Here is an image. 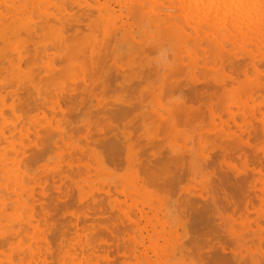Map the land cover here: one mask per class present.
<instances>
[{
  "label": "rangeland",
  "instance_id": "1",
  "mask_svg": "<svg viewBox=\"0 0 264 264\" xmlns=\"http://www.w3.org/2000/svg\"><path fill=\"white\" fill-rule=\"evenodd\" d=\"M9 1H6V3L7 2H9V3L4 5L3 9L5 8V9H9V11H14V9H16V7H17L19 9H21L23 11V13H25V14H27V12H28L27 15L23 14L21 10H19L21 13L16 12V14L20 13L21 17L22 16L25 17L24 18L25 20L27 19L25 21L22 17V19L24 20L23 24L26 23V24L30 25V24H33V22H35V19L39 20V18H41V17H39V15L41 16V14H38V12H40V13L43 12V11H40V9L42 10V7H43V6H41L42 2H43V5L47 4L49 6V8H48V6H45V9L43 7V10L47 13H45V15L42 13L43 19L47 20V22L50 20L49 17H51V18L54 17L53 14H51L52 12L51 11L48 12V10H51L53 8L54 9L52 11L56 10L55 4L58 6L57 8L60 9V12H59V9H57L55 12L58 13V15L59 14L60 15H59V18H57L58 15L54 12L57 16L55 15L56 17L54 18L53 22L49 21V23H47L45 25V26H47V25L51 26L50 29L49 28H47V30H46V28L45 29L43 28V30L39 29V30H37V33H35V35H33V33L30 36H29V34L25 35V34L21 33L20 36H22V37H20V36L16 37L15 35H13L14 36L13 37V36L9 35V37H10L9 42H11V40H12V43L10 44L11 48L7 47V44L9 42H6V44H5L4 40L2 38H0V41H1V43H0V55L4 54V56H5V57L2 56L3 58H1V56H0V59H1L0 63L2 62V64H3V66L0 67V68H2V69H0V73L2 70L4 71V72L2 71V73L0 74V85L2 83V88L8 87L9 83L11 86H12V84H14V86H15V87L13 86V87L7 88V89H2L0 86V91L2 92V94H0V105L1 104L3 105V107L0 106V112L2 113L3 109L4 110L6 109L5 111H7V109L9 108L8 109L9 111L3 112L7 115L0 113V123H1V121H2V123L4 121V124H5V126L3 124H1V126H0V135H2V133H3V132H1V130L3 131L5 129V130H7L6 132H8V133H5V131H4V133L6 135L5 138H4V134H3V136L0 137V138H2V139H0L2 141V142L0 141V149H1L0 150V156L7 158V157H9L10 154H12V156L10 155L11 157L9 158L10 164H11V160H12V162L18 161L17 163L21 162L20 160H22L23 163L22 162L21 163H22L23 167L19 166L22 168V170H21V168L16 166L18 164L14 163V162L11 165L16 167V169L18 167V171H16V172L18 175L20 174L19 176H21V178H22L21 183L23 186L21 184L20 185H21V188L23 189V191L27 194L26 195L22 191L21 196L16 198L17 195L15 193L12 194L13 191H11L12 193H10L9 195H11L12 197L9 196V199L4 200L7 203V205H9V206L6 205L4 207V210H2V208H0V222H1L0 223V247H1V245L3 247V248H1V249H3V252L0 253L1 254L0 255V264H2V263L3 264H7V263L10 264L11 258L9 259L8 253H9V255L15 256L16 255L15 252L17 251L18 248H19V250L17 253H19L20 250H22V252H23V249L25 251L27 250L26 252H28V253H22V256H25L27 254L25 256V258L22 260L23 264H29V263L30 264H44V263L45 264H67V262H69V264L70 263L74 264V262H76L77 260L73 261V260H75L73 257L78 259V261H79V262L77 261L78 264H98V263L100 264V262H101V264H223V263L224 264H227V263L228 264H245V263H247V264H264V262H263L264 261L263 260L264 259V248H263V245H264L263 244L264 243V230H263L264 226L263 225L264 224H262L263 222H260L261 219H259L261 212L264 211V209H263L264 208V191H263L264 190V187H263L264 186V181H263V179H264V147H263V145H264V128L262 127L264 117L259 116L256 119H253L254 122L252 121V119L249 120V122H244L241 120L243 118L244 112H245V115H250V114L254 113L255 111H257L260 107L264 106V91L262 90L263 91L262 92L259 90L252 95H246V92L243 91V96L245 95L244 97L242 96V92H240V90H242L244 87H250V86L256 84V80L258 79L257 77H261L260 75H262L264 72V67H263V63H262L263 60L256 64V65L260 64V66L262 65L261 67L260 66L259 67L263 72L261 70H259L258 66H257V68H258L257 70L260 71V73L257 72L256 69H254V68H247V67L243 66L242 67L243 69L238 68V70L239 69L243 70V72L241 71L238 74L236 72V71H238V70H236L237 68H235V66L232 65L234 63L232 59H234V60L239 59L242 55H245L246 54V52H245L246 47H245V49H241V48L235 46V47H233L235 50L228 48L227 51L226 50L220 51L219 56L216 57V59L214 57L206 58L205 55H203L202 53L199 52V50H197L198 49L197 47L195 49L198 52L195 51V49H194L195 46L193 47L191 45L193 42L192 43L190 42L187 45H183V44L179 43L175 38L178 33H180L181 31H184L186 28H188L187 31H189L190 26L193 27L192 25L197 23L196 20H194V19L196 18L199 21V18L194 17V16L187 18V17H185L184 14H182L183 17L180 18V16L177 14V11L174 10L175 8L169 7L170 8L169 9L167 7L168 5L164 9L167 10L166 13H170L171 15L169 14V16H167V14L163 11L164 9L162 7H160V4H158L159 2H157V1L153 2L154 0L153 1L152 0H145L143 5L141 6V10H139V7H132V4L130 2H128V0L123 1L124 3L121 2L120 0H118L115 2L116 4L115 3L112 4V2H114L115 0L114 1L113 0L112 1L111 0H97V2H96V0H91V1L89 0L90 3L88 2V0H84V1L82 0L81 3H83L84 5L83 4L78 5V3H76L77 0H75L76 2L68 0L69 1L68 3H67V0H53V1L47 0L46 2L44 0H35V1L32 0L34 2V5L32 3L31 9L28 7L30 10H28V8L25 9V11L27 10V12H25L24 9L22 8V5L24 3L23 0L22 1L21 0H19V1L18 0H14V1L9 0ZM12 1H13V3H12ZM17 1H18V3H17ZM50 1H52V2L50 3ZM98 1L99 2L104 1L103 2L104 4L101 2L100 3L102 5L101 6V5H99ZM21 2H22V4H21ZM44 2H45V4H44ZM53 2H56V3L54 4ZM84 2H87L90 5H88L87 3H84ZM118 2L123 3V4H121V5L119 4V6H118V4H117ZM16 3L17 4L20 3V4L15 6ZM37 3H38V5H37ZM52 3H53V6H51ZM62 3H63V5H62ZM74 3L77 5H75ZM92 3L93 4L95 3V4L92 5ZM97 3H98V5H97ZM109 3L111 4L112 7L110 6ZM125 3H127V4H125ZM85 4H87V5H85ZM68 5H69V8H71L73 5H75V8H72V10L70 9L71 10L70 13L75 15L74 17L72 14H70L68 12H67L68 13L67 14L66 11L64 12V10L66 9L65 7L67 6V8H68ZM146 5H148V6L151 5L150 8L148 7L150 10L144 8V7L147 8ZM9 6L12 9L9 8ZM32 6L35 8H32ZM60 6H63L65 9L63 7L60 8ZM104 6H106L105 7L106 11L103 10ZM82 7L87 9L88 11H90V10L92 11V9H93V11H98V13L97 12L92 13L90 11L91 14H93L90 16H94L95 13H96L95 14L96 16L92 17V18H94L93 20H91V17L89 16L88 21L86 19H85L86 20L85 21L84 19H82V17L80 18V16H78L84 10ZM91 7H92V9H91ZM0 8L2 9V7H0ZM38 8H39V11L37 10ZM62 8H63V12L61 11ZM1 9H0V12H1ZM33 9H34V12L36 11L35 13H37L36 14L37 17L32 16V15H34V13L30 14L33 12ZM74 9H78V11L76 10L77 13L75 12L78 15H76L74 13V11H75ZM154 9H156V11ZM171 9L175 13L170 12ZM108 10H110L112 12V14ZM151 10L152 11L154 10L153 12H156V15L155 14L153 15V12L151 13ZM157 10L160 11L161 13L157 12ZM107 11L109 12L108 14H107ZM123 11H124V13H123ZM99 12H102V15ZM64 13H66L67 15L65 16ZM113 13H115V14H113ZM62 14H64V16L61 17ZM69 14L72 15V17ZM103 14L105 16H103ZM120 14H122V15L120 16ZM17 15H19V14H17ZM112 15H114L113 18L114 17L118 18L119 21H116L117 19H115V18L111 19ZM77 16L79 17V19ZM154 16H156V17H154ZM171 16L173 17V19ZM30 18H32V19L35 18V19H33L34 20L33 21ZM73 18L76 19V22L72 20ZM183 18L185 20L184 24L186 23V20H187L186 24L188 26L182 24ZM191 18L193 19L192 21L190 20ZM68 19H71L72 21L70 20L69 22H66V20L68 21ZM77 19H78V21H80L81 19H82V21L83 20L84 21L83 22L80 21L78 23ZM23 20L21 22H23ZM89 20H91V24L94 25L93 28H96V29H95V31H94V29H92L93 31H89L92 28V26H90L88 28V31L85 30V33H84V29H87L88 25L82 26L81 24H87V22H90ZM99 20H100V22H99ZM102 20L108 21V25H110V28L111 29L113 28L112 29L113 33H111L112 31H110L111 29L108 30L109 26L107 29H105V26L103 27ZM172 20H175V22H176V23L174 22V25L172 24L173 23ZM61 21H62V24H61ZM63 21H64V23H63ZM109 21H112V22L115 21V23L114 24L111 22L109 23ZM188 21L193 22V23H190ZM50 22L52 24H50ZM65 22L67 23V26H69L68 24H70V23H72L73 25L74 24L76 25V26H72L73 29L71 27L70 30L72 33L69 36H67V35L69 34L70 30L68 29L69 30V32H68V30L65 29V27H64ZM120 22H123V23L121 24ZM142 22H144L145 25ZM116 23H118V24H116ZM162 23L163 24L167 23V24L164 26ZM77 24L78 25L80 24L81 27H84V29L81 28V30H83V33L79 28L80 26L77 27L78 26ZM88 24L90 25V23H88ZM96 24H98V25H96ZM179 24H180V26L183 27L182 28L183 30H181V27L179 26ZM120 26H122V27H120ZM128 26L130 27V29ZM179 27H180V29H179ZM97 29L101 30V31H99V30L98 31H99V33L101 32L100 35L102 36V38H109V32H106V30L110 31V34L111 35L113 34V36H110L111 42H110V39H109V41H108V39H106V41H104L105 39L103 40L102 38H100L101 39L100 44L98 45V42L96 44V41L97 40L99 41V39H97L99 37H97V38L95 37L97 34L96 33ZM65 30H67L66 31L67 33L65 32ZM78 30H80L81 32L77 33ZM146 30L149 33V35H147ZM61 31L65 32V33H62ZM92 32H93V34H92ZM132 32H133V34H132ZM64 34L66 36H64ZM75 34L76 35L81 34V36L76 37ZM23 35L26 36L27 38L24 37ZM37 35L38 36L43 35V36L42 37L40 36V38H38ZM136 35H137V37H136ZM52 36H53V38H52ZM56 36H57V39H59L58 38L59 36H60V39L62 37V40L60 41L61 42L60 45H62L61 48L63 47L62 48L63 50L60 47H59L60 48L59 51L54 50L56 48L54 46V44H52V46H54L55 48L54 47L50 48L51 47L50 43H52V42L54 43L55 41H57L55 38ZM82 38H84V39L86 38V42H84V40ZM28 39H30V41ZM52 39H53V41H52ZM80 39H82V40H80ZM134 39H136L138 41V43L136 40L134 41ZM32 40L34 41L33 45H31L33 42ZM57 42L59 43V41H57ZM90 42H92V46L90 45L91 47H89V48L87 47L88 49H86V46L88 45V43L90 44ZM108 42L111 44H108ZM58 43L56 45H59ZM67 43H68V45H67ZM93 43H95V44L93 45ZM164 43H165V45H164ZM27 44L29 47L26 46ZM41 44H43V45L40 46ZM102 45H103V47H105L104 49L106 50L105 51L103 49L104 50L103 53L105 55L107 54V56H103L104 54L103 55L101 54L103 57L100 58V60L103 59L102 60L103 62L97 63L96 59L99 58V57H97V54H98V51L101 50ZM8 46H9V44H8ZM65 46H66V48L67 47L69 48L72 46L71 48H69V50L71 51V52H69L70 54L68 53V51L65 53L66 57L68 56V60H67L68 62L66 61L67 63L65 62V60L67 58L65 57L66 59H64L61 57V55H63V56L65 55V54H63L65 52L64 51ZM107 46L108 47L110 46L109 51H108V48L106 49ZM148 46H150L149 49L151 48V46H154L153 48H154L155 52L153 51L154 52L153 53L150 50L152 52L150 54H148L146 51L142 53V51H144L143 49L144 48L146 49ZM46 47H48V48L46 49ZM80 47H83L82 50L80 49ZM96 47H98L99 49ZM192 47H193V50H191ZM29 48L34 49V51L31 49L29 50V52L31 53L30 55L26 51ZM153 48H152V50H153ZM164 48H166L168 50H166V49L164 50ZM182 48H184V50H186V54H185V51L183 52ZM230 48H232V47H230ZM248 48L251 49V47H248ZM37 49H39V50L44 49L43 51L41 50V52H44L43 53L44 55H42V57L40 55L36 54L38 52ZM149 49H147L148 52H150ZM65 50H67V49H65ZM84 50L85 51L88 50V53L86 52V54H88L87 56L89 58L91 56H93L94 58L97 57L96 59H94L95 62L93 61V59H92V61H90L91 58L90 59L88 58L89 59L88 64H91V65L86 64L87 68H89L92 65H93V67H96V66L98 67V64H100V67H98L99 71L96 70L97 68L95 69L96 72L98 71L97 73L94 72L95 71L94 69L90 70V73L94 72L96 74V75H93L91 77L92 79L95 78L93 80L90 79V76L88 78L86 76H84L85 75L84 73L87 74L88 71L85 72V69H86L85 66L86 65L80 64L81 61H83L85 63V61L87 59V58H84L82 60L80 59V57H82V58L84 57V56H81L82 54L85 55V52L81 53V51H84ZM187 50H188V52H190V56L193 59H191V57L187 54L188 53ZM23 51H26V52H23ZM32 51H33V55H32ZM178 51H179V54H178ZM192 51H194V52H192ZM22 52L24 54H22ZM168 52L170 53V55ZM195 52H197V53H195ZM76 53L78 54V56ZM166 53L168 54V57L170 58V60L167 59ZM232 53L234 54V56L237 55V57H234ZM7 54L8 55L10 54V57H8ZM11 54L15 55V56H12ZM35 54L37 57H35ZM57 54H58V56L56 58ZM95 54H96V56H94ZM183 54L186 55L187 58L185 56H183ZM198 54H200V55H198ZM47 55H48V57H47ZM29 56H30V58H32V60L29 58ZM38 56H40L41 58L39 57V59H38ZM43 56H44V58H43ZM72 56H74V59L72 58ZM196 56H200V57L197 58ZM225 56H227V57H225ZM12 57H13V60L11 62L10 59H12ZM60 57H61V59H60ZM117 57H118V60H117ZM180 57L181 58L185 57V59H187L186 60L187 62L185 61V59L183 60V58H182L181 59L182 61L179 59V61H180V63H179L178 58H180ZM46 58H47V60H46ZM76 58H78V59H76ZM15 59H16V61H15ZM35 59H37V60H35ZM62 59H64V63H65L64 66H66V64H67V66L69 65L68 67H70L72 65V63L74 64L73 66L78 65V67L80 69L77 66H75V67L71 66L70 69L68 70L69 74L72 75V73H73V75L75 74L74 78L75 77H77V78L74 79L71 75H69L67 73L66 69H65L66 73L64 72V70H61L62 68H65V67H62L63 61L60 64V66H58L60 62L59 63L57 62L58 63L57 66L53 65V63H55L53 61H55V60L60 61ZM88 59H87V61H88ZM121 59L125 60V61H122ZM19 60H20V63L22 61L21 64L19 63ZM79 60H81V61L79 62ZM116 60L120 63V65H118L119 63ZM195 60H196L197 65L195 63ZM36 61H38L39 63H37ZM44 61H48V62L46 64L42 65V62H44ZM237 61L238 60H235V62H237ZM3 62L6 63V65H4ZM13 62H14V64H11ZM29 62H31V63L29 64ZM32 62H34V63L36 62V63L34 64ZM151 62H152V64H151ZM181 62H183V63H181ZM211 62H212L213 68L210 66ZM18 63L20 65V67H18L19 66ZM40 63L43 67L40 66ZM93 63H97V65L93 64ZM188 63H189V65H186ZM26 64H27V66L25 67ZM199 64H201V66ZM204 64H205V66H204ZM14 65L17 67V71H16V67ZM47 65H48V68L46 67ZM49 65H50V67H49ZM207 65L209 66L208 68H206ZM8 66L10 67V70H8V69L6 70V68H8ZM11 66L15 68V71L13 70L14 68H11ZM33 66L35 68H32ZM37 66L42 67V69L39 67V70H38ZM54 66H56V67H54ZM186 66H187V69L185 68ZM21 67L23 68V70L20 72L19 69ZM36 67H37V69H36ZM60 67H61V69H60ZM119 67H121L122 69H120ZM181 67L182 68L184 67L183 72H182ZM221 67L225 73L227 72L229 74V75L227 74L228 76H226V74L224 72L222 74ZM30 68H32L34 70V72L36 70L40 71V72H38V71L35 72L36 74L39 73V75H36V74L34 75L35 77H37V80H38V81L36 80L38 82L36 88H35L36 84L32 82L33 80H35L34 79L35 77L34 78L31 77L32 74L30 75V73H29V72L32 73V71H33V70H30ZM58 68L61 71V72L58 71V74L60 75L61 73H63L64 75H62V77L60 75L61 78H57L55 76V78H53L51 80L50 77H52V76H50V74L53 73V71H55V73H56ZM71 68H73V69H71ZM90 68H92V67H90ZM145 68L147 69L146 73L143 72V70H145ZM210 68H212V69H210ZM77 69H79L80 71H78ZM248 69H250V71H248ZM26 71H28V72L24 75L23 72H26ZM111 71H113V72H111ZM49 72H50V74H47ZM79 72H80V74H79ZM190 72H193V74L195 72L196 77H195V74L192 77L193 74H190ZM231 72H233V73H231ZM244 72L246 75L245 74L243 75ZM10 73H12V74H10ZM40 73H43V74L41 75ZM77 73H78V75H77ZM81 73H83L84 75H82ZM173 73H175L174 75L177 74L176 75L177 77L174 76ZM249 73H250V76H248V78L250 80L247 78V75H249ZM5 74H8V77ZM58 74H56V75L59 76ZM67 74L69 75V78L71 76L72 79L68 78L69 80H67L66 79L68 76ZM235 74H237V76ZM13 75H15V77H13ZM20 75H21V77H19ZM44 75H46V76H44ZM54 75H53V77H54ZM170 75H171V77L169 79ZM42 76L46 77V78L50 76L49 79L47 78L48 80L45 81L48 83L49 86L51 85V87H50L51 89L49 88L48 85H45L46 86L45 89H47V88L50 89V90L47 89L48 91H51L54 87L56 88L57 84H55V83H57V82H59V84L63 87V89L59 90L61 87L58 85L57 86L58 88L54 89V91L52 90V92H55V93L47 92L45 89L42 88L43 84H41V83H44L43 81L45 79L42 80L41 83L39 82V81H41L39 79ZM78 76H80L81 78ZM142 76H144V77H142ZM198 76H200L199 78H201V77L202 78L199 79ZM1 77H3V81H2ZM16 77L18 79L19 78L22 79L23 81L20 79H19V81H17ZM29 77L33 80H30ZM6 78L11 79L12 81L13 80H16V81H15V83H13L12 81L10 82V80H6ZM28 78H29V80H28ZM83 78L87 79V82H85L86 80L84 81ZM107 78L109 79V81ZM61 79L63 80V82L61 81ZM88 79H90V80H88ZM196 79L199 81H197ZM49 80H51L52 83ZM72 80H74V81H72ZM155 80H156V82L154 83ZM227 80H230V82H232L233 85H232V83H230L229 86L226 84L228 86L227 87L225 85V81H227ZM21 81L25 83L26 87L24 86V83H22ZM27 81H29V83ZM54 81H56V82L53 83ZM67 81H69L68 85L72 84V86L74 85L73 83H75V81L78 83L81 81L80 82L81 84L79 83L80 85H78L77 83H75V86L77 85V87L75 89V86L73 88L72 86H68L67 84H65V82L67 83ZM89 81L92 83L90 84ZM132 81L134 84L131 83ZM140 81L141 82L143 81L142 84L140 83ZM236 81L238 82L239 85L237 83L235 84ZM4 82H5V85H4ZM6 83H8V84L6 85ZM18 83H19V85H18ZM26 83L29 84L30 86L27 85ZM86 83H87V85H86ZM88 83L90 86L88 85ZM226 83H228V82H226ZM20 84H22V86ZM53 84L56 86H54ZM129 84L132 87H130ZM138 84H139V86H137ZM201 84H204V85L207 84V85L202 86ZM222 84H224V85H222ZM245 84L246 85L248 84V86H244ZM17 85L20 88V90L17 87ZM41 85H42L41 88L43 89V91H42V89H40ZM64 85H65V89L67 90L66 92L64 89ZM123 85H125V86L128 85V86L125 87ZM210 85L212 87H215V88L220 87L221 90L218 89L219 92H217V88H216L215 89L216 95H215V93L213 91H211V89L214 90V88H211ZM86 86H87V88H86ZM134 86H137V87L134 88ZM262 86H263V84H258L256 87L258 89L259 88L262 89ZM24 87H25V89H28V92L26 91L27 95L29 96L28 93L31 94L29 96L31 99H29V97L25 94V97H27L28 100H24L25 97H23L24 95L21 94V92H24V90H25V89L22 90V88H24ZM71 87H72V89H71ZM123 87H125V89L129 88L128 93L130 92L131 95L127 93V90H125V89L123 90ZM205 87L207 88V90L205 89ZM16 88H18V89L16 90ZM119 88L120 89L122 88L121 90H123V91H121ZM172 88H174L175 92L173 91ZM175 88H176V90H175ZM197 88H199V90H202V91H198ZM69 89L71 91H69ZM73 89H75V90H73ZM2 90H5V91L3 92ZM14 90H16L18 93L20 92L21 95L19 94V96H22V97L19 99L20 100L22 99L25 101V102L24 101H21V102H23V105L26 104V105H24L25 107H27L26 110L29 109V107H30L29 104H31V102H32V104H34L33 105L34 107L32 109L30 108V110L28 111L27 114L24 110L25 108H21V106H19V105H17V106H19L18 108L17 107L12 108V109H14L13 112H14L15 117L17 119L13 116L14 114L12 115L10 113L12 111V109L10 111V107H12L11 105L13 102L12 100L15 99V102L18 101L16 104L21 103L19 99L17 100V98H18V97L16 98L17 93ZM29 90L30 91L32 90V92L35 90L34 91L35 93L32 94L31 92H29ZM56 90H57V92H56ZM76 90H78V91H76ZM196 90L200 93V95H199V93H197ZM37 91L40 93H38ZM195 91H196V95H195ZM221 91L222 92L224 91V93H222ZM6 92L8 94H6ZM72 92H73V94L75 92L76 93L78 92L77 93L78 95L77 94L72 95ZM12 93H13V96H12ZM220 93H222V94H220ZM55 94H56V96H55ZM5 95L6 96L8 95L9 97L11 96L10 99L8 96H7L8 97L7 98ZM125 95H127V97H125ZM240 95L243 98H241ZM50 96H52V97H50ZM64 96L66 99L64 98ZM68 96H70V97L67 98ZM72 96H76V97H72ZM95 96H97V97H95ZM154 96H156V97H154ZM60 97L64 98L65 100L60 98ZM130 97L131 98L133 97L132 100ZM237 97H238V99L240 98L241 100L239 99L237 101ZM35 98L38 100V102L35 100ZM75 98H76V100H75ZM244 98H245V100L247 98V103H244V101H245ZM5 99H7V100H5ZM8 99L10 100L11 103L8 101ZM48 99H50L51 101H49ZM67 99H69V100H67ZM226 99H227V101H226ZM30 100H33V101H30ZM4 101H6V103H4ZM7 101L10 103V105H7V104H9ZM28 101L30 102L29 104L27 103ZM59 101H61V102H59ZM75 101H76V103L74 104ZM52 102H55V103H53L54 105L52 104ZM232 102H237L239 104L235 105L236 103L235 104L233 103L234 105H232ZM249 102H251L250 105H248ZM42 103H43V105H42ZM84 103H85V105H84ZM97 103H98V105H97ZM132 103H135V104L132 105ZM256 103L257 104L259 103V104L256 105ZM55 104H56V106H55ZM63 104L65 106L67 104L68 105L71 104L72 106L74 104V107L76 105L77 106L72 109V106L65 107ZM119 104H120V106H119ZM23 105H22V107H24ZM44 105H46L47 107H45ZM59 105H60V107H62V106L65 107V108L64 107L60 108V112H59V108H58ZM122 105L123 106L126 105V106L123 107ZM8 106H10V107H8ZM42 106H44V107H42ZM82 106H84V107L82 108ZM129 106H133V107L130 108ZM233 106H234V108H237V110H238L237 112H235L236 109L234 110ZM101 107L103 109H100ZM109 107H111V108H109ZM126 107H127L128 111H126ZM135 107H138V109ZM226 107L228 109L232 108V111L234 113H236L238 118H240L238 120L239 123L241 122L240 124L235 125L234 123H231V124L227 123L229 121H226V123L223 124L222 121H220L221 119H224L228 116V115H226V112L229 110ZM239 107H241V111H240ZM15 108H17V109H15ZM66 108L67 109L69 108V110L71 109V112H73V113H71V112L70 113L75 115V117L73 115H70V113H68L69 110H67ZM133 108L137 109V110L134 111V110H132ZM263 108L262 109L260 108V109L264 115V109ZM18 109L20 111L22 110V112H20ZM47 109H48V112L46 111ZM61 109L65 112H62ZM97 109L101 110V111L103 110L102 112H104V114L101 111H100L101 114L99 113L100 115L96 114ZM123 109H124L125 114H123L121 112V111H123ZM247 109L249 110V112L250 111H252V112L249 113L247 111ZM38 110H40V111H38ZM53 110H55V111H53ZM117 110H121V111H117ZM94 111H96V112H94ZM242 111H244V112H242ZM23 112H25L26 118H23V117H25V115L22 114ZM29 112H30V115H29ZM120 112H121V114H120ZM158 112H159V114H158ZM210 112L214 113V114L210 115ZM63 113H65V114L67 113L68 115L73 116L74 118L73 117L72 118L67 117V114L65 115L66 117H64V115L62 116ZM92 113L96 117L102 116L100 118V120L101 119H103V120L107 119V122L104 121L105 122L104 123V122H102V120H101V122L104 124L107 123L106 125H108L111 122L110 123L111 126L109 125V126H107L109 128H107L106 125H104L102 123H100L99 124L100 126H99L97 124L100 122L99 118L97 117L96 121H94L95 116L90 117L92 115ZM156 113L160 116H157ZM35 114H36V116H35ZM48 114H49V116H48ZM106 114L108 116L110 114L109 117L111 119ZM227 114H228V112H227ZM104 115H106L105 118H103ZM117 115H118V117H117ZM126 115H127V117H126ZM1 116L4 119L3 118L1 119ZM21 116H23V117H21ZM161 116L163 118H158ZM218 117H220V118L222 117V118L220 119ZM37 118H39L40 120L39 119L37 120ZM43 118H45V120ZM121 118L123 121L119 120ZM137 118H138V120H137ZM34 119H36V120H34ZM72 119H74V122L72 121ZM97 120H99V121H97ZM18 121H20V122L18 123ZM38 121L39 122L41 121V123L43 125L41 123L39 125ZM50 121H52L54 125H57V127L56 126L53 127L54 125H52V122H50ZM92 121H94V122L92 123ZM169 121H170V123H169ZM219 121H220V123H219ZM34 122H37V123H34ZM47 122H49V124ZM259 123H260V125H259ZM22 124H25V125L27 124L26 125L27 127L25 125H24L25 126L24 127ZM30 124H32L33 129L35 131L30 130V129H32V126L30 128ZM36 124H38V125H36ZM91 124H97V126L93 125V127H92ZM101 124H102V126H101ZM132 124H134V125H132ZM220 124H223V125L220 127ZM226 124H229V125H226ZM8 125H9V128H8ZM13 125L16 128H14ZM16 125H18L19 127ZM28 125H29V127H28ZM231 125H233V126H231ZM35 126L38 129L41 126H44L45 128L44 127H43V129L40 128L42 131L43 130L45 131V129H47V127L49 129L55 130L57 135L54 136V140L51 139V141L53 140L52 142L55 145H53L52 142L49 143V144H52V146H54L53 147L54 149L51 148L52 146L48 144L47 140H45V141L47 142V145H49L48 146L49 148L47 147V149H44L45 151L50 149L53 152L49 150L46 153H44L42 151L43 152L42 153L39 150L40 147H41L40 149L43 150V147H42L43 145L40 146V144H39V147H38V145L36 144L37 142H35V140L37 141L38 135H39V137H41L43 139V137H42L43 134L41 135V133H43V132L36 134V133H38V131L40 132V129L36 131L37 128H35ZM103 126H105L106 128ZM114 126L117 127V129ZM125 126H126V128H125ZM135 126H136V130L134 129ZM139 126H141V127H139ZM138 127H139V129H137ZM167 127H169L168 130H167ZM223 127H225V128H223ZM238 127H241L242 129L240 130V128H238ZM79 128H81V130ZM92 128H93V130H92ZM219 128L222 129V131L224 130V132H222ZM228 128L229 129L232 128V129H234V131L232 130L233 132H230L231 130H229ZM8 129L9 130L11 129L10 130L11 132H9ZM49 129H47V130H49ZM226 129H227V132L225 131ZM117 130L119 133L117 132ZM164 130H165V132H163ZM109 131H110V133H109ZM154 131H156V132H154ZM234 132L235 133L237 132V133L235 134ZM27 133L31 134V135H28ZM96 133H97V135H96ZM100 133H102V134H100ZM115 133H116V135L117 134L118 135L116 136ZM222 133H224V134L226 133L231 138L228 139L229 137H224L222 135ZM239 133L241 134V136L238 135ZM226 134H225V136H227ZM112 135H113V138H112ZM154 135H156V137H154ZM217 135L219 136V138L217 137ZM12 136H14V137H12ZM15 136L18 139H15ZM57 136H58V138H57ZM85 136H86V138L88 137V140L85 138ZM108 136H109V139H108ZM27 137L32 141L26 140ZM67 137L70 141L67 139ZM120 137H122V138H120ZM157 137H159V138H157ZM10 138H14L15 140L10 141ZM106 138H107L106 141H100V139L105 140ZM130 138L133 140H130ZM239 138H241V140ZM20 139H23V141H21ZM110 139L116 140L115 143H114V140H113V142H112V140L109 141ZM141 139H142L143 145H141L142 142L139 143ZM3 140H5V141H3ZM18 140L21 141V143H19ZM172 140H174L175 143ZM245 140H247V142ZM25 141H27V143H24ZM38 141H41V142H38L41 144H44L43 142H45V141L42 142V140H40V139ZM48 141L50 142V140H48ZM117 141L120 144H118ZM4 142L6 143V145L4 144ZM9 142H11V145L13 144V148L14 149L16 148L17 151L12 150L13 148H11L12 146L9 145L10 144ZM46 142H45V144H46ZM235 142H237V143H235ZM18 143L22 144V146H25L26 149H27L28 145L29 146L34 145L35 149L31 148V150H32L31 151L30 147H32V146H30L27 150L24 149L23 147L22 148L24 150H20L21 145H19ZM94 143H95V145L96 144L98 145V148L96 147L97 145L96 146L94 145ZM153 143H154V145H152V147L149 148L151 146V144H153ZM233 143H235V144H233ZM248 143L250 145H248ZM7 144H8V146H7ZM15 144H17V145H15ZM101 145L104 147L102 148ZM122 146H123V148H122ZM134 146H136V147H134ZM36 147L38 148V150L41 152L42 155L38 154L40 152L37 151ZM141 147L143 149H141ZM119 149L120 150L122 149V150L120 151ZM165 149H167L166 152L168 154L164 153ZM19 150L24 151L25 153H28V155L25 153L22 154L23 152H20ZM25 150L28 152H26ZM35 151L38 152L37 155H40L39 158L42 160L38 159V161H37V158L36 159L34 158L36 161L34 160L35 162L33 161V164L31 165L30 163L32 162V160H30L29 157H31L32 152L35 153ZM104 151H106L108 156L106 155V153H104ZM197 151H199V152H197ZM9 152H10V154H9ZM11 152H13L14 154ZM112 152H113V154H112ZM259 152H260V154H259ZM116 153H118V155ZM143 153H144V156H142ZM161 153H164V155L162 154V156H161ZM256 153L258 155H256ZM109 154H111V155H109ZM24 155H26L27 157L30 155L28 157L29 158L28 160L26 158V160L29 161V163L24 162L25 160H23V159L26 157ZM35 155H36V153H35ZM104 155H106V156L103 157ZM168 155H169V158L167 157ZM22 156H23V158H21ZM66 156H67V158H66ZM109 156L112 157L114 160L111 158L112 159V161H111ZM118 156L119 157L122 156V157L119 158ZM163 156L166 158H164ZM34 157H36V156H34ZM132 157L135 160H133ZM106 158L107 159L109 158V159L107 160ZM137 158H139V159H137ZM209 159H211V160H209ZM164 160H166V161H164ZM183 160H185V161H183ZM70 161H72V163ZM75 161H77V162H75ZM106 161L108 163H106ZM141 161H143V162H141ZM73 162L76 164H73ZM91 162L94 165V166L92 165V168L89 167V165L87 164V163H91ZM109 162H110V164H109ZM146 162H147L148 168L151 165H152V167H154L158 164V166H156V169L157 170L159 169L158 170L159 172L161 171L160 174L158 175V172L154 171L155 168L150 167V168H152L151 170H150V168L149 169L146 168L147 167ZM184 162H185V164H184ZM160 164H161V166H160ZM19 165H21V164L19 163ZM120 167H122V168H120ZM138 167H141V169ZM236 168H238V169L236 170ZM75 169H76V171H75ZM256 169L257 170L259 169V170L257 171ZM61 170H63V171L67 170V171L62 172ZM142 170H145V171H143L145 173H143ZM77 171H78V173H77ZM87 171H89V172H87ZM152 171H154V172L151 173V177L148 176V175H150V172H152ZM54 172L56 174H58L57 179H56L57 176ZM69 172L72 175L69 176ZM258 172L261 175H259ZM141 173L144 175L145 178L143 177V175ZM47 174H49V175L47 176ZM74 174H77V177H76V175L74 176ZM171 174L175 175V176L172 175L173 179H172V177H170ZM152 175L156 178L152 179V178H154ZM178 175H180L182 177V180H180L181 177H179ZM242 175L248 177V178H245L247 184L244 183L245 182V180H243L244 178L243 179L240 178ZM249 175H250V177H249ZM236 176L237 177L240 176L239 178L242 179L244 182L242 181V183H241L239 181H236ZM28 177H29V179H28ZM175 177L177 180L179 179L181 182L180 183L178 182V184H177L175 182L176 180L174 179ZM160 178H162V179H160ZM146 179H148L147 180L148 182H146ZM164 179H167V181H165ZM155 180H156V182H158V184L155 182ZM123 183H125V184H123ZM145 183H146V185H145ZM160 183L164 184V185L161 186ZM195 183H196V185H195ZM175 184H177V186ZM24 185H26L25 186L26 189L24 188ZM70 185H72V186H70ZM149 185L151 187H149ZM159 185H160V187H159ZM165 185H166V187H165ZM192 185H193V187H192ZM241 185H243L245 188ZM127 186L130 188H128ZM153 186H155V187H153ZM195 186H196V188H195ZM102 187H103V189H102ZM168 187H170V188H168ZM240 187H242V190L238 189ZM260 187H262V188H260ZM55 188H57V189H55ZM109 188H110V190H109ZM29 190H31L32 194H31V192H29ZM125 190L127 192H125ZM132 190L134 191V193L136 195L133 193ZM27 191L29 193H27ZM2 192H0L1 196H2ZM112 193H113V195H112ZM171 193H173V194L171 195ZM175 193H176V195H175ZM123 194H124V197H123ZM131 194H132V196H130ZM14 195H15V197H13ZM96 195L98 198L95 197ZM245 195H246V197H245ZM45 196H46V198H45ZM107 196H108V198H106ZM188 196H190V197H188ZM88 197H90V199ZM127 197H129V199ZM131 197H133V198H131ZM136 197H138V198H136ZM261 197H262V200H260ZM14 198H16V199H14ZM119 198H122V199H119ZM27 199H28V201H26ZM101 200H103L105 203L103 201H102L103 202L102 203ZM21 201L24 203L27 202L25 205L26 208ZM48 201H49V203H48ZM96 201H97V203H95ZM194 203L196 204V206H194L195 205ZM203 203H205V205H203ZM27 204H29V205H27ZM35 204H36V206H35ZM116 204H117V206H116ZM96 205L99 207L97 208ZM16 206H21L22 211L20 209H19L20 212L16 211L18 208H20V207H16ZM33 206H34V208L36 207L37 209L36 208L34 209ZM102 206H105V207H102ZM203 206L205 209L204 208H202V209H204V210L201 209V207H203ZM23 207L25 208V211L28 208L27 209L28 212L27 211L24 212ZM10 208H11V210H10ZM13 208H14V210H12ZM259 208H261V209H259ZM6 209L8 210V212L6 211ZM101 209L104 211L106 210V211L102 212ZM205 210L207 211L206 213H205ZM14 211H16V212H14ZM202 211L204 213L201 214ZM13 212H14V214H13ZM21 212H22L23 220H20V219H22L21 218ZM139 212H140V214H139ZM186 212H187V215H186ZM16 213H18V214H16ZM250 213H251V215H250ZM35 214H36V216H34ZM144 214H145L146 218L148 216V219H146L144 217ZM139 215L141 216V218ZM37 216H38V218H37ZM122 216H123L124 221H125V222L122 221L123 223H121V217ZM160 216H161V219H160ZM111 218H112V220H110ZM132 219L138 220V221H136V222H138V224L135 225L136 222L133 221ZM249 219H250V221H249ZM1 220H3V221H1ZM4 220H5V223H4ZM24 220H26V221H24ZM34 220H36V221H34ZM30 221H31V223H30ZM74 221H75V223H74ZM117 221H119V222H117ZM263 221H264V219H263ZM22 222L24 223V225H26V223H27V226L30 228L22 225V227L24 226V228L22 229V227H20L22 229V231H20L21 229L19 228V226H21ZM61 222H62V224H61ZM65 223H67V224H65ZM107 223L109 225H107ZM16 224H17V226H16ZM209 224H212V226L211 225L209 226ZM247 224H248V226H247ZM257 224L259 227H257ZM58 225H59V228H58ZM56 226H57V228H56ZM67 226H68V228H67ZM69 226L72 228H70ZM213 226L216 228H214ZM252 226H253V228H252ZM25 227L27 228L26 233L23 232V230L25 231ZM54 227L56 229H58L57 230L58 232L55 231L56 229ZM120 227H121V229H120ZM207 228H209V229H207ZM2 229H4V230L11 229V230H14L17 232L19 231L20 234H22V232H23V234L21 235V237L22 236L23 237L21 238L20 234L18 233L19 236H17V237L15 235H12L10 240H3V238H1L2 237L1 233L3 232ZM210 229H213L217 232L215 233V231H213V230L211 231ZM68 231H69V233H68ZM160 231H161V234H160ZM66 232L68 233V235ZM82 232H83V234H82ZM155 233H156V237H154ZM258 233L261 234L262 238L259 236L260 234H258ZM18 234H16V235H18ZM49 234H51V235L49 236ZM54 234H55V236H53ZM170 234H172V235H170ZM215 234H217V235H215ZM117 235H119V236H117ZM164 235H165V237H164ZM211 235H213V236H211ZM13 236H15L14 239H13ZM112 236H114V238ZM214 236H215V238H214ZM77 238H79V240H80V242H79L80 245L82 244L81 247H79V245H78L79 240ZM111 238H112V240H111ZM11 239L13 241L17 240V242L16 243L12 242ZM8 241L9 242L11 241V243H13V244L9 243ZM4 242L5 243L7 242L6 245ZM18 242L19 243L22 242V244H20L21 249L18 245L19 244ZM25 242H27L28 244ZM192 242H193V244H191ZM124 243H126L127 245ZM196 243L198 246H195ZM64 244H65V246H64ZM34 245H36V247L37 246L38 247L36 248ZM74 245H76V246H74ZM84 246L86 247V249H84L85 248ZM130 247H132V248H130ZM29 248H30V250H29ZM199 248L204 250L206 252V254H204V251L200 250ZM1 249H0V251H2ZM11 249H12V252H10ZM105 249H106V251H105ZM193 249H194V251H193ZM259 249H261V251L263 250V252H261ZM32 251L34 253L31 254ZM126 251L129 252V254L126 253ZM201 251L203 252V255L200 253ZM80 252H81V254H80ZM83 252H86V253L89 252V253L86 254ZM130 252H132V253H130ZM210 252H212V253L214 252V254H212ZM6 253H7V255H5ZM36 253H38L39 255H37ZM35 254H36V256H35ZM83 254H84V258H83ZM89 254L90 255L92 254L91 255L92 257ZM4 255H5V257H4ZM40 255H41V257H40ZM79 255H81L82 258L79 257ZM126 255H128V256H126ZM129 255H132V256L130 257ZM76 256H78V257H76ZM197 256H199V257H197ZM205 256L206 257L208 256V257L206 258ZM210 256L212 258H215V259L212 260V258ZM87 257H88V260L86 259ZM145 257H147V258H145ZM222 257H226V258H222ZM71 258H72L73 262L70 261ZM124 258H126V259H124ZM203 258H205V259L203 260ZM209 258H211V259H209ZM13 259H15V258H13ZM83 259H85V260H83ZM89 259H91V261H89ZM216 259H217V261H216L217 263H215ZM223 259L225 261L227 260L226 263L224 262ZM67 260H69V261H67ZM93 260H96L98 263H96V261L94 262ZM218 260H220V261H218ZM82 261H84V263ZM229 261L230 262L232 261V262L229 263ZM77 262H76V264H77Z\"/></svg>",
  "mask_w": 264,
  "mask_h": 264
},
{
  "label": "bare ground",
  "instance_id": "2",
  "mask_svg": "<svg viewBox=\"0 0 264 264\" xmlns=\"http://www.w3.org/2000/svg\"><path fill=\"white\" fill-rule=\"evenodd\" d=\"M6 1H9V0H0V7H2V9L0 8V9H1V12H0V38H2V39L4 40V43H5V44H6V42H9V40H10L9 35H11V36L15 35L16 37H19V36L21 35V33H22V34H25V35L29 34V36H30L32 33H33V35H35V33H37V30H39V29H42V30H43V28H44V29L46 28V30H47V28L50 29L51 26H48V25L45 26V25H46L47 23H49V21H52V22H53L54 18L58 15V13H56L55 11H56L57 9H59V8H57L58 6L55 4L56 2H53V3L55 4L56 10L52 11V10L54 9V8L52 7L53 9L48 10V12L51 11V12H52L51 14H53L54 17H52V18L49 17L50 20L48 19V20H49L48 22H47V20L43 19V15H42V13H43L44 15H45V13H47V12H45V11L43 10V7H44V9H45V6H48V5H47V4H46V5H43V2H42V5H41V6H43V7H42V10L40 9V11H43V12H41V13L38 12V14H41V16L39 15V17H41V18H39V20H36V19H35V18L37 17V16H36L37 13H35L36 11L34 12V9H33V12L30 13V14H33V13H34V15H32V16H33V17L36 16V17L33 18V19H35V22H33V24H30V25H31V26H30L29 24H26V23L23 24V23H24V20H25V19H24L25 17L22 16L23 19H24V20H23L22 17H21V15H20L21 12L19 11V10H21V9H19V8H17V7H16V9H14V11H9V9H5V8L3 9V6L10 2V1H9V2L6 3ZM13 1H14V0H13ZM13 1H12V3H13ZM18 1H19V0H18ZM18 1H17V3H18ZM21 1H22V0H21ZM33 1H35V0H33ZM33 1H32V0H23L24 3H23V5H22V8L24 9V11H25V9H27L28 7L31 9V5H32V3H33V5H34V2H33ZM44 1L46 2L47 0H44ZM52 1H53V0H52ZM52 1H50V3H51ZM69 1H74V2H76L75 0H69ZM69 1L67 0V3H68ZM83 1H84V0H83ZM90 1H91V0H90ZM111 1H112V0H111ZM113 1H114V0H113ZM116 1H118V0H115L114 2H112V4H114ZM120 1L123 2V1H126V0H120ZM152 1H153V0H152ZM156 1L159 2L158 4H160V7H162L163 9H164L167 5H168V6H167L168 8H169V7H173V8H175L174 10L177 11V14L180 16V18L183 17L182 14H184L185 17H187V18H190L191 16H194V17L199 18V21H198V19H196V18L194 19V20H196L197 23H195L194 25H192L193 27L190 26L191 24L189 25V26H190V30H189V31H187L188 28H186L184 31H181V30H183V29H182L183 27L180 26V24H179V26L181 27V30H180L181 32L178 33V34L176 35V37H175L176 40H177L179 43H181V44H183V45H187L188 43H190V42L192 43V42H193L191 45H192L193 47L195 46L194 49L197 47V48H198L197 50H199L200 53H202L203 55H205L206 58H208V57H209V58L214 57L215 59H216V57L219 56L220 51H223V50H226V51H227L228 48L233 50V49H234L233 47H235V46H237V47H239V48H241V49H245V47H246V51H245L246 54H245V55H242V56L239 58L240 60H239V59H235V60H238L237 62H235V60L232 59L233 62H234L232 65L235 66V68H237L236 70H238V68H242V67L244 66V67H247V68H254V69H256L257 72L260 73V71H258L257 69L259 68V70H261L260 67H261L262 65L260 66V64H259V65H256V64H257L258 62H261L262 60H263V62H262V63H263V67H264V0H154L153 2H156ZM38 2H39V1H38ZM45 2H44V4H45ZM48 2H49V1H48ZM57 2H58V1H57ZM59 2H60V1H59ZM61 2H62V1H61ZM81 2H82V0H81V1H80V0H79V1L77 0L76 3H78V5L83 4V3H81ZM88 2H89V0H88ZM96 2H97V0H96ZM101 2H102V1H101ZM101 2L98 1L99 5H101V4H100ZM103 2H104V1H103ZM103 2H102V3H103ZM105 2H106V1H105ZM128 2H130V3L132 4V7H139V10H141V6H142L143 3L145 2V0H128ZM128 2H127V3H128ZM17 3H16L15 6H17V5L20 4V3H19V4H17ZM40 3H41V2H40ZM40 3H39V4H40ZM53 3L51 4V6H53ZM65 3H66V2H65ZM70 3H71V2H70ZM84 3H87V2H84ZM89 3H90V2H89ZM98 3H97V5H98ZM123 3H124V2H123ZM123 3H119V2H118L117 4H118V6H119V4L121 5V4H123ZM127 3H125V4H127ZM21 4H22V2H21ZM35 4H36V3H35ZM60 4H61V3H60ZM74 4H75V3H74ZM87 4H88V3H87ZM87 4H85V5H87ZM94 4H95V3H94ZM94 4L92 3V5H94ZM103 4H104V3H103ZM105 4H106V3H105ZM109 4H110V3H109ZM115 4H116V3H115ZM8 5H9V4H8ZM10 5H11V4H10ZM37 5H38V3H37ZM62 5H63V3H62ZM64 5H65V4H64ZM70 5H71V4H70ZM75 5H77V4H75ZM75 5H73L74 7L72 6L71 8H69V5H68V8H67V6L65 7L66 9H65L63 6H60V8L63 7V8L65 9L64 12L66 11V13H67V12L70 13V11L72 10V8H75ZM83 5H84V4H83ZM83 5H82V6H83ZM88 5H90V4H88ZM101 6H102V5H101ZM110 6H111V4H110ZM110 6H109V7H110ZM144 6H145V5H144ZM146 6H147V8H146V7H144V8H145V9H149L151 5H150V6L146 5ZM12 7H13V6H12ZM37 7H38V6H37ZM84 7H85V6H84ZM92 7H93V6H92ZM92 7H91V9H92ZM98 7H99V6H98ZM105 7H106V6L103 7V10H105ZM111 7H112V6H111ZM111 7H110V8H111ZM127 7H128V6H127ZM148 7H149V8H148ZM9 8H11V7L9 6ZM14 8H15V7H14ZM29 8H28V10H30ZM32 8H35V7L32 6ZM48 8H49V6H48ZM50 8H51V7H50ZM63 8H62V10H61L62 12H63ZM77 8H78V7H77ZM82 8H83V7H82ZM85 8H86V7H85ZM85 8H83L84 10H83V11L81 12V14H79V15L76 14L77 11H78V9H74V10H75L74 13L76 12V13H75L76 15L80 16V18L82 17V19H84V20L86 19L87 21H88V19H89V16H90V15H93V14H91V12H92V13H93V12H97V13H98V11H93V9H92V11L90 10V11H91V12H90V11H88V10L85 9ZM11 9H12V8H11ZM11 9H10V10H11ZM70 9H71V10H70ZM145 9H144V10H145ZM169 9H170V8H169ZM2 10H3V11H2ZM37 10L39 11V8H38ZM76 10H77V11H76ZM113 10H114V9H113ZM142 10H143V9H142ZM149 10H150V9H149ZM149 10H148V11H149ZM154 10L156 11V9H154ZM154 10H153V11H154ZM158 10H159V9H158ZM158 10H157V12H160V11H158ZM161 10H162V9H161ZM21 11H22V10H21ZM105 11H106V10H105ZM108 11L112 14V12H111L110 10H108ZM108 11H107V14L109 13ZM153 11L151 10V13H152ZM163 11L166 13L167 10L164 9ZM16 12H20V13H17V14H19L20 16L17 15ZM25 12H27V10H26ZM54 12H55L57 15H56ZM59 12H60V9H59ZM72 12H73V11H72ZM79 12H80V11H79ZM119 12H120V11H119ZM170 12H173V10L171 9ZM22 13H23V11H22ZM66 13H64L65 16L68 14V13H67V14H66ZM99 13H101V15H102V12H99ZM123 13H124V11H123ZM123 13H122V14H123ZM160 13H161V12H160ZM173 13H175V12H173ZM173 13H172V14H173ZM23 14H25V13H23ZM27 14H28V12H27ZM27 14H25V15H27ZM64 14H62L61 17L64 16ZM70 14H72V13H70ZM70 14H69V15H70ZM95 14H96V13H95ZM95 14H94V16H96ZM111 14H110V15H111ZM113 14H115V13H113ZM116 14H117V13H116ZM122 14H120V16H121ZM154 14L156 15V12H153V15H154ZM162 14H163V13H162ZM162 14H161V15H162ZM166 14H167V16H169L170 13H166ZM166 14H165V15H166ZM25 15H24V16H25ZM55 15H56V16H55ZM59 15H60V14H59ZM59 15L57 16V18H59ZM72 15H73V14H72ZM72 15H70V16L72 17ZM101 15H100V16H101ZM170 15H171V14H170ZM181 15H182V16H181ZM18 16H19L20 18H19ZM32 16H31V17H32ZM47 16H48V15H47ZM50 16H51V15H50ZM74 16H75V15H73V17H74ZM78 16H77V17H78ZM94 16H90V17H91V20L94 19V18H92V17H94ZM103 16H105V15L103 14ZM113 16H114V15L111 16V17H112L111 19H114V18H115V17L113 18ZM61 17H60V18H61ZM126 17H127V16H126ZM138 17H139V16H138ZM154 17H156V16H154ZM171 17H172V16H171ZM171 17H170V18H171ZM75 18H76V17H75ZM103 18H104V17H103ZM119 18H120V17H119ZM124 18H125V17H124ZM30 19H32V18H30ZM33 19H32V20H33ZM37 19H38V18H37ZM51 19H52V20H51ZM61 19H62V18H61ZM78 19H79V17H78ZM78 19H77V21H78ZM82 19L80 20L81 22L84 21V20L82 21ZM111 19H110V20H111ZM115 19H117L116 21H119L118 18H115ZM122 19H123V18H122ZM122 19H121V20H122ZM126 19H127V18H126ZM143 19H144V18H143ZM172 19H173V17H172ZM22 20H23V22H21ZM26 20H27V19H26ZM26 20H25V21H26ZM70 20H71V19H68V21L66 20V22H69ZM72 20L76 22V19L73 18ZM72 20H71V21H72ZM86 20H85V21H86ZM91 20H89L90 22H87V24H81L82 26H83V25H88V26H87V29H84V27H81L80 24H79V25L77 24V25H78L77 27L80 26V27H79L80 30H81V28L84 29V33H85V30L88 31V28H89L90 26H92V28H91V30H89V31H93L92 29H94V31H95L96 28H93L94 25L91 24ZM170 20H171V19H170ZM181 20H182V19H181ZM190 20L192 21L193 19L191 18ZM33 21H34V20H33ZM80 21H78V23H79ZM112 21H113V20H112ZM112 21H109V23L111 22V23L114 24L115 21H114V22H112ZM127 21H128V20H127ZM142 21H143V20H142ZM150 21H151V20H150ZM172 21H173L172 24L174 25L175 20H172ZM66 22H65V25H66V26L64 25V27H65V29H67V30H68V29L70 30L72 26H76L75 24L73 25L72 23H70V24H68L69 26L71 25V26L69 27V26H67V23H66ZM99 22H100V20H99ZM138 22H139V21H138ZM184 22H185V20H184V18H183V22H182V24H183V25H187V24H186V23H187V20H186V23H185V24H184ZM188 22H190V21H188ZM63 23H64V21H63ZM88 23H90V25H89ZM120 23L122 24L123 22H120ZM136 23H137V22H136ZM142 23L144 24V22H142ZM150 23H151V22H150ZM175 23H176V22H175ZM177 23H178V22H177ZM190 23H193V22H190ZM50 24H52V23L50 22ZM61 24H62V21H61ZM98 24H99V23H98ZM98 24H96V25H98ZM116 24H118V23H116ZM126 24H127V23H126ZM128 24H129V23H128ZM151 24H152V23H151ZM162 24H163V23H162ZM166 24H167V23H164L163 25L165 26ZM59 25H60V24H59ZM102 25H103V27L105 26V29H107L108 26H109L108 30L111 29V28H110V25H108V21H106V20H102ZM137 25H138V24H137ZM144 25H145V24H144ZM152 25H153V24H152ZM106 26H107V27H106ZM112 26H113V25H112ZM122 26H123V25H122ZM122 26H120V27H122ZM131 26H132V25H131ZM176 26H177V25H176ZM187 26H188V25H187ZM66 27H67V28H66ZM68 27H69V28H68ZM99 27H100V26H99ZM123 27H124V26H123ZM128 27H129V26H128ZM180 27H179V29H180ZM184 27H185V26H184ZM79 28H78V29H79ZM132 28H133V27H132ZM132 28H131V29H132ZM72 29H73V27H72ZM112 29H113V28H112ZM112 29H111L110 31H112ZM129 29H130V27H129ZM135 29H136V28H135ZM58 30H59V29H58ZM61 30H62V29H61ZM67 30H65V32H66ZM69 30H68V32H69ZM80 30H78L77 33H80L81 31H82V33H83V30H81V31H80ZM98 30H99V29L96 30V33H97V34H96V36H95V35H94V36H95L96 38L99 37V38H97V39H99V41H98V40L96 41V44H97V42H98V45H99V44H100V40H101L100 38H102V36L100 35L101 32L99 33V31H101V30H99V31H98ZM62 31H63V30H62ZM62 31H61V32H62ZM97 31H98V32H97ZM104 31H105V30H104ZM110 31H107V30H106V32H109V38H102L103 40L105 39L104 41H106V39H108V41H109V39H110V42H111V37H110V36H113V34L111 35V34H110ZM134 31H135V30H134ZM39 32H40V31H39ZM65 32H62V33H65ZM59 33H60V32H59ZM66 33H67V32H66ZM71 33H72V32H71V30H70V32H69V34H68L67 36H69ZM82 33H81V34H82ZM111 33H113V31H112ZM114 33H115V32H114ZM146 33H147V35H149V33L147 32V30H146ZM38 34H39V33H38ZM81 34H78V35L75 34V36H76V37H77V36H81ZM92 34H93V32H92ZM132 34H133V32H132ZM134 34H135V33H134ZM150 34H151V33H150ZM62 35H63V34H62ZM62 35H61V36H62ZM97 35H98V36H97ZM99 35H100V36H99ZM129 35H130V34H129ZM143 35H144V34H143ZM23 36H24V35H23ZM37 36H38V35H37ZM37 36H36V37H37ZM40 36L42 37L43 35H40ZM40 36H38V38H40ZM64 36H66V35L64 34ZM64 36H63V37H64ZM75 36H74V37H75ZM154 36H155V35H154ZM154 36H153V37H154ZM13 37H14V36H13ZM20 37H22V36H20ZM24 37H26V36H24ZM48 37H49V36H48ZM130 37H131V36H130ZM136 37H137V35H136ZM142 37H143V36H142ZM26 38H27V37H26ZM52 38H53V36H52ZM55 38H56L57 41H59V43H58L57 41H55L54 43H53V42L50 43V46H51L50 48H52V47L55 46L56 48L54 47L55 49H54V48H53V49L59 51L60 48H61V46H62V45H60V44H61L60 41L62 40V37H61V39H60V36L58 37L59 39H57V36H56ZM66 38H67V37H66ZM131 38H132V37H131ZM143 38H144V37H143ZM15 39H16V38H15ZM82 39L84 40V42H86V38H85V39L82 38ZM82 39H80V40H82ZM120 39H121V38H120ZM136 39H137V38H136ZM136 39H134V41H135ZM5 40H6V41H5ZM26 40H27V39H26ZM28 40L30 41V39H28ZM36 40H37V39H36ZM65 40H66V39H65ZM90 40H91V39H90ZM103 40H102V41H103ZM153 40H154V39H153ZM153 40H152V41H153ZM18 41H19V40H18ZM32 41H33V40H32ZM32 41H31V42H32ZM52 41H53V39H52ZM104 41H103V42H104ZM136 41H137V40H136ZM159 41H160V40H159ZM93 42H94V41H93ZM0 43H1V41H0ZM4 43H3V44H4ZM11 43H12V40H11V42L8 43L9 46H8V44H7V47H8V48L11 46V45H10ZM57 43H58L59 45H56ZM104 43H105V42H104ZM104 43H103V44H104ZM137 43H138V41H137ZM155 43H156V42H155ZM155 43H154V44H155ZM28 44H29V43H28ZM28 44H27L26 46H28ZM33 44H34V41L32 42L31 45H33ZM48 44H49V43H48ZM52 44H54V46H52ZM94 44H95V43H93V45H94ZM108 44H111V43L108 42ZM108 44H107V45H108ZM13 45H14V44H13ZM13 45H12V46H13ZM42 45H43V44H41L40 46H42ZM67 45H68V43H67ZM71 45H72V44H71ZM90 45L92 46V42H90V44L88 43V45L86 46V49H88L89 47H91ZM155 45H156V44H155ZM164 45H165V43H164ZM164 45H163V46H164ZM40 46H39V47H40ZM46 46H47V45H46ZM95 46H96V45H95ZM95 46H94V47H95ZM157 46H158V45H157ZM28 47H29V46H28ZM30 47H31V46H30ZM48 47H49V46H48ZM48 47H46V49H47ZM59 47H60V48H59ZM71 47H72V46H71ZM71 47H69V48H71ZM87 47H88V48H87ZM101 47H102V48H101ZM101 47H100V48H101L102 51L99 50V51H98V54H97V57H99V58H97V57L94 58L93 56H91V57H90V58H91L90 61H92V59H93V61L95 62L94 59L97 58V59H96V62H97V63L103 62V61H102L103 59L100 60V58H102L103 56H107V54L105 55V54L103 53L104 50H105V49H104L105 47H103V45H102ZM109 47H110V46H109ZM109 47H108V46L106 47V49L108 48V51H109ZM149 47H150V46H148L146 49L144 48V49H143L144 51H142V53L145 52V51H146L148 54L152 53L153 51L155 52V50H154V48H153L154 46H151L150 49H149ZM164 47H165V46H164ZM193 47H192L191 50H193ZM230 47H232V48H230ZM248 47H251V49H249ZM8 48H7V49H8ZM10 48H11V47H10ZM15 48H16V47H15ZM31 48H32V47H31ZM31 48H29L28 50H26L27 53H29V55L31 54V53L29 52V50H30ZM40 48H41V47H40ZM42 48H43V47H42ZM57 48H58V49H57ZM62 48H63V47H62ZM62 48H61V49H62ZM69 48H68V47L66 48V46H65V47H64V51H65V52H64L63 54H65L67 51H68V53L71 52V51L69 50ZM82 48H83V47H80L81 50H82ZM96 48H98V47H96ZM152 48H153V50H152ZM178 48H179V47H178ZM180 48H181V47H180ZM247 48H248L249 50H248ZM26 49H27V48H26ZM46 49H45V50H46ZM65 49H67V50H65ZM98 49H99V48H98ZM103 49H104V50H103ZM147 49H149V51L151 50L152 52H151V51L148 52ZM165 49H166V48H164V50H165ZM182 49H183V52L185 51V54H186V50H184V48H182ZM31 50L34 51V49H31ZM37 50H38V52H37L36 54H37V55H40V56L42 57V55H44V54H43L44 52H41V50L43 51L44 49H40V50L37 49ZM37 50H36V51H37ZM62 50H63V49H62ZM166 50H168V49H166ZM197 50L195 49V51H197ZM234 50H235V49H234ZM7 51H8V50H7ZM7 51H6V52H7ZM9 51H10V50H9ZM26 51H23V52H26ZM33 51H32V55H33ZM49 51H50V50H49ZM58 51H57V52H58ZM78 51H79V50H78ZM105 51H106V50H105ZM179 51H180V50H179ZM179 51H178V54H179ZM181 51H182V50H181ZM23 52H22V54H24ZM84 52H85V55H83V54L81 55V54H80L81 56H84L83 58L80 57L81 60L84 59V58H87V59L89 58V57L87 56L88 54H86V52L88 53V50H86V51H85V50H84V51H81V53H84ZM154 52H153V53H154ZM156 52H157V51H156ZM187 52H188V50H187ZM192 52H194V51H192ZM197 52H198V51H197ZM197 52H195V53H197ZM11 53H12V52H11ZM38 53H39V54H38ZM40 53H41V54H40ZM48 53H49V52H48ZM68 53H67V54H68ZM108 53H109V52H108ZM140 53H141V52H140ZM140 53H139V54H140ZM159 53H160V52H159ZM168 53H169V52H168ZM225 53H226V52H225ZM239 53H240V52H239ZM20 54H21V53H20ZM22 54H21V55H22ZM25 54H26V53H25ZM36 54H35V57H37ZM69 54H70V53H69ZM76 54H77V53H76ZM101 54H102V55L104 54V55L102 56ZM187 54L190 56V52H188ZM192 54H193V53H192ZM232 54H233V53H232ZM237 54H238V53H237ZM241 54H242V53H241ZM11 55H12V54H11ZM73 55H74V54H73ZM166 55H167V59L170 60V58L168 57V54H167V53H166ZM169 55H170V53H169ZM198 55H200V54H198ZM228 55H229V54H228ZM0 56H1V58L5 57L4 54H3V55H0ZM2 56H3V57H2ZM7 56L10 57V54H9V55L7 54ZM7 56H6V57H7ZM12 56H15V55H12ZM26 56H27V55H26ZM40 56H38V59H39ZM57 56H58V54L56 55V58H57ZM75 56H76V55H75ZM77 56H78V54H77ZM77 56H76V57H77ZM94 56H96V54H95ZM183 56L186 57V55H184V54H183ZM233 56H234V54H233ZM31 57H32V56H31ZM35 57H34V58H35ZM41 57H40V58H41ZM47 57H48V55H47ZM61 57L64 58V59L67 58V59L65 60V62L68 60V56L66 57V54H65L64 56L61 55ZM61 57H60V59H61ZM65 57H66V58H65ZM123 57H124V56H123ZM185 57H182L183 60L185 59ZM190 57H191V56H190ZM196 57L199 58L200 56H196ZM225 57H227V56H225ZM234 57H237V55H235ZM14 58H15V57H14ZM29 58H30V56H29ZM43 58H44V56H43ZM49 58H50V57H49ZM56 58H55V59H56ZM72 58L74 59V56H72ZM78 58H79V57H78ZM78 58H76V59H78ZM90 58H89V59H90ZM104 58H105V57H104ZM124 58H125V57H124ZM182 58H181V57L178 58V61H179V59L181 60ZM186 58H187V57H186ZM9 59H10V58H9ZM20 59H21V58H20ZM24 59H25V58H24ZM30 59L32 60V58H30ZM50 59H51V58H50ZM50 59H49V60H50ZM64 59H62V60H60V61H58V60L53 61V62L56 63V64L53 63V65H56V66H57V64L60 62L59 65H58V66H60V64L62 63V61H63V63H64ZM87 59H86V61H87ZM89 59H88L87 62L85 61V63H84L83 61H81V60H79V62L81 61V63H80L81 65H82V64H83V65H86V64H88ZM191 59H193V58L191 57ZM225 59H226V58H225ZM0 60H1V59H0ZM7 60H8V59H7ZM10 60H11V62H12L13 57H12V59H10ZM21 60H22V59H21ZM27 60H28V59H27ZM31 60H30V61H31ZM33 60H34V59H33ZM35 60H37V59H35ZM46 60H47V58H46ZM97 60H98V61L100 60V61L98 62ZM117 60H118V57H117ZM117 60H116V61H117ZM121 60H122V59H121ZM186 60H187V59H185V61H186ZM189 60H190V59H189ZM189 60H188V61H189ZM15 61H16V59H15ZM15 61H14V62H15ZM50 61H51V60H50ZM122 61H125V60H122ZM135 61H136V60H135ZM181 61H182V60H181ZM198 61H199V60H198ZM222 61H223V60H222ZM9 62H10V61H9ZM14 62L11 63V64H14ZM17 62H18V61H17ZM36 62L39 63L38 61H36ZM36 62H35V63H36ZM47 62H48V61H44V62H42V65H43V64H46ZM51 62H52V61H51ZM57 62H58V63H57ZM67 62H68V61H67ZM67 62H66V63H67ZM104 62H105V61H104ZM113 62H114V61H113ZM117 62H118V61H117ZM186 62H187V61H186ZM186 62H185V63H186ZM223 62H224V61H223ZM3 63H4V62H3ZM19 63H20V60H19ZM19 63H18V65H19ZM21 63H22V61H21ZM21 63H20V64H21ZM30 63H31V62H29V64H30ZM32 63H34V62H32ZM35 63H34V64H35ZM49 63H50V62H49ZM63 63H62V67H65V68H62V69H61V67H60V69H61V70H64V72H65V69H66L67 73L69 74L68 70H69L70 67L73 66L74 64L71 62L72 65H71L70 67H68L69 65L67 66V64H66V66H64L65 63H64V64H63ZM71 63H70V64H71ZM97 63H93V64H96V65H97ZM118 63H119V62H118ZM121 63H122V62H121ZM179 63H180V61H179ZM181 63H183V62H181ZM195 63H196V60H195ZM195 63H194V64H195ZM199 63H200V62H199ZM203 63H204V62H203ZM216 63H217V62H216ZM262 63H261V64H262ZM16 64H17V63H16ZM103 64H104V63H103ZM114 64H115V63H114ZM116 64H117V63H116ZM151 64H152V62H151ZM210 64H211L210 66L213 68L212 62H211ZM0 65H1L0 67L3 66L2 62L0 63ZM4 65H6V63H4ZM7 65H8V64H7ZM42 65H41V63H40V66H42ZM50 65H51V64H50ZM50 65H49V67H50ZM53 65H52V66H53ZM88 65H91V64H88ZM118 65H120V63H119ZM118 65H117V66H118ZM186 65H189V63L186 64ZM196 65H197V63H196ZM199 65L201 66V64H199ZM199 65H198V66H199ZM225 65H226V64H225ZM14 66H15V65H14ZM21 66H22V65H21ZM26 66H27V64L25 65V67H26ZM40 66H37V67H38V70H39V67H40ZM56 66H54V67H56ZM75 66L78 67V65H75ZM75 66H73V67H75ZM115 66H116V65H115ZM204 66H205V64H204ZM257 66H258V68H257ZM259 66H260V67H259ZM6 67H7V66H6ZM15 67H16V66H15ZM18 67H20V65H19ZM37 67H36V69H37ZM42 67H43V66H42ZM42 67H40V68L42 69ZM46 67L48 68V65H47ZM77 67H76V68H77ZM90 67H92V68H90ZM90 67L87 68V65H86V66H85V68H86V69H85V72L88 71V73H87V74L84 73L85 75H84L83 73H81V74L84 75V76H86L87 78L90 76V79L93 80V79H95V78L92 79L91 77H92L93 75H96L95 73H97V72L99 71L98 67H100V64H98V67H97V66H96V67H93V65L90 66ZM113 67H114V66H113ZM208 67H209V66L207 65L206 68H208ZM3 68H4V67H3ZM11 68H14V67L11 66ZM21 68H22V67H21ZM21 68L19 69L20 72L23 70V68H22V69H21ZM32 68H35V67L33 66ZM32 68H30V70H33ZM47 68H46V69H47ZM78 68H79V67H78ZM96 68H97V69H96ZM119 68L122 69L121 67H119ZM183 68H184V67H183ZM183 68L181 67L182 72L184 71ZM185 68L187 69V66H186ZM212 68H210V69H212ZM0 69H2V68H0ZM7 69L10 70V67L8 66V68H6V70H7ZM36 69H35V70H36ZM41 69H40V70H41ZM60 69H59V68H58V70L56 69V70H57L56 73H55V71H53V73H54L55 75H54L53 73L50 74V72L47 73V74H50V76H52V77L49 76V77L51 78V80H52L53 78H55V76H56L57 78H61L62 75H64L63 73H61V74H60L61 77H60V75L58 74V71H60ZM71 69H73V68H71ZM79 69H80V68H79ZM79 69H77V70L80 71ZM91 69H94V70L96 69V70H98V71L96 72V70H95V71L93 70L95 73H94V72H93V73H90V70H91ZM242 69H243V68H242ZM13 70L15 71V68H14ZM38 70H36V71H38ZM54 70H55V69H54ZM74 70H75V69H74ZM81 70H82V69H81ZM166 70H167V69H166ZM213 70H214V69H213ZM2 71H3V70H2ZM2 71H1V73H2ZM16 71H17V67H16ZM36 71H35V72H36ZM125 71H126V70H125ZM146 71H147V69L145 68V70H143V72L146 73ZM167 71H168V70H167ZM187 71H188V70H187ZM221 71H222V74H223L224 71H223L222 67H221ZM233 71H234V70H233ZM241 71L243 72V70H240V69H239V70L236 71V72L239 74V72H241ZM248 71H250V69H248ZM261 71H262V70H261ZM3 72H4V71H3ZM27 72H28V71L23 72L24 75H25ZM35 72H34V70L32 71V73L29 72L30 75L32 74L31 77H33V78L35 77V76H34V75L36 74ZM38 72H40V71H38ZM38 72H37V73H38ZM60 72H61V71H60ZM76 72H77V71H76ZM111 72H113V71H111ZM188 72H189V71H188ZM262 72H263V71H262ZM1 73H0V74H1ZM65 73H66V72H65ZM196 73H197V72H196ZM224 73H225V72H224ZM229 73H230V72H229ZM231 73H233V72H231ZM10 74H12V73H10ZM10 74H9V75H10ZM40 74L42 75L43 73H40ZM56 74H58L59 76H57ZM68 74H67V75H68ZM79 74H80V72H79ZM89 74H90V75H89ZM91 74H92V75H91ZM111 74H112V73H111ZM143 74H144V73H143ZM174 74H175V73H173V75H174ZM190 74H193V72H190ZM194 74H195V72H194ZM194 74L192 75V77L194 76ZM206 74H207V73H206ZM225 74H226V76L229 75L227 72H226ZM225 74H224V75H225ZM227 74H228V75H227ZM244 74H245V72L243 73V75H244ZM247 74H248V73H247ZM5 75L8 77V74H5ZM36 75H39V73L36 74ZM53 75H54V77H53ZM69 75H71V74H69ZM69 75H68L67 78H66L67 80L72 79V77L74 78V75H75V74L73 75V73H72V75H71L72 77L70 76V78H69ZM77 75H78V73H77ZM99 75H100V74H99ZM176 75H177V74H176ZM176 75H174V76H176ZM181 75H182V74H181ZM235 75L237 76V74H235ZM245 75H246V74H245ZM44 76H46V75H44ZM80 76H81V75H80ZM80 76H78V77H80ZM110 76H111V75H110ZM178 76H179V75H178ZM248 76H250V73H249V75H247V78H248ZM260 76H261V77H257L258 79L256 80V84H255V85H252V86H250V87H244V86H248V84H247V85L245 84V85L243 86L244 88H243V87H242L243 89L241 88L242 90H240V92H242V96H243V91L246 92V95H252V94L256 93V92L259 91V90H260V91H262V90L264 91V72H263V74L260 75ZM3 77H4V76H3ZM3 77H1V78H2V81H3ZM13 77H15V75H13ZM13 77H12V78H13ZM19 77H21V75H20ZM42 77H43V76H42ZM42 77H40L39 80H41V81H39V82L41 83L42 80L45 79V80L43 81L45 84H44V83H41V84H43V87H42V85H41V86H40V89H42V88L45 89V87H46L45 85H48V83L45 82V81H47V80L49 79V77H47L48 79H47L46 77H43V78H42ZM82 77H83V76H82ZM142 77H144V76H142ZM149 77H150V76H149ZM170 77H171V75L169 76V79H170ZM176 77H177V76H176ZM195 77H196V74H195ZM199 77H200V76H198V78H199ZM16 78H17V77H16ZM16 78H15V79H16ZM29 78H30V77H29ZM29 78H28V80H29ZM68 78H69V79H68ZM75 78H77V77H75ZM75 78H74V79H75ZM80 78H81V77H80ZM158 78H159V77H158ZM201 78H202V77H201ZM201 78H199V79H201ZM238 78H239V77H238ZM19 79H20V78H19ZM19 79L17 78L16 80L19 81ZM34 79H35V80H33V79L30 78V80H33L32 82L36 84V86H35V88H36V87H37V83H38L37 81H38V80H37V77H35ZM90 79H88V80H90ZM107 79H108V78H107ZM143 79H144V78H143ZM248 79H249V78H248ZM6 80H10V82L12 81L11 79H8V78H6ZM16 80H13L12 82L15 83ZM20 80H22V79H20ZM36 80H37V81H36ZM51 80H49V81H51ZM78 80H79V79H78ZM81 80H82V79H81ZM83 80H84V81L86 80L85 82H87V79H84V78H83ZM156 80H157V79H156ZM156 80L154 81V83L156 82ZM196 80H197V79H196ZM249 80H250V79H249ZM22 81H23V80H22ZM22 81H21V82H22ZM35 81H36V82H35ZM49 81H48V82H49ZM61 81L63 82L62 79H61ZM72 81H74V80H72ZM108 81H109V79H108ZM197 81H199V80H197ZM245 81H246V80H245ZM8 82H9V81H8ZM25 82H26V81H25ZM27 82L29 83V81H27ZM55 82H56V81H54L53 83H55ZM68 82H69V81H67V83L65 82V84L68 85ZM80 82H81V81H80ZM80 82H79V83H80ZM82 82H83V81H82ZM89 82H90V81H89ZM134 82H135V81H134ZM142 82H143V81H142ZM142 82L140 81L141 84H142ZM226 82H228V83H226ZM254 82H255V81H254ZM19 83H20V82H19ZM19 83H18V85H19ZM22 83H24V82H22ZM51 83H52V81H51ZM72 83H73V82H72ZM75 83H77L78 85L81 84V83L79 84V83L76 82V81H75ZM75 83H73V84H74L73 86H72V84H71V85H68V86H72V87L74 88ZM91 83H92V82H90V84H91ZM131 83H133V81H132ZM131 83H130V84H131ZM136 83H137V82H136ZM181 83H182V82H181ZM230 83H232V82H230V80L225 81V85L227 84V85L229 86ZM236 83L238 84L237 81L235 82V84H236ZM7 84H8V83H6V85H7ZM11 84H12V83H11ZM26 84H27V83H26ZM49 84H50V83H49ZM55 84H57V86L59 85V86L61 87V88L59 87V88H60L59 90L63 89V87L59 84V82H57V83H55ZM69 84H70V83H69ZM84 84H85V83H84ZM130 84H129V85H130ZM133 84H134V83H133ZM258 84H263L262 89H261V88L258 89V88L256 87ZM4 85H5V82H4ZM4 85H3V86H4ZM18 85H17V87H18ZM20 85L22 86V84H20ZM27 85H29V84H27ZM33 85H34V84H33ZM53 85H54V84H53ZM53 85H52V86H53ZM86 85H87V83H86ZM88 85H89V83H88ZM95 85H96V84H95ZM131 85H132V84H131ZM131 85H130V87L133 86V85H132V86H131ZM201 85L203 86L204 84H201ZM206 85H207V84H206ZM206 85H204V86H206ZM222 85H224V84H222ZM227 85H226V86H227ZM232 85H233V83H232ZM238 85H239V84H238ZM0 86H1V88H2V83H1ZM13 86H14V84H12V86H11L10 83H9V86H8V87L2 88V89H7V88H10V87H13ZM24 86L26 87L25 83H24ZM29 86H30V85H29ZM29 86H28V87H29ZM48 86H49V85H48ZM54 86H56V85H54ZM57 86H56V88H58ZM89 86H90V85H89ZM123 86H125V85H123ZM127 86H128V85H126L125 87H127ZM137 86H139V84H138ZM137 86H134V88H136ZM197 86H198V85H197ZM210 86H211V85H210ZM217 86H218V85H217ZM228 86H227V87H228ZM240 86H241V85H240ZM14 87H15V86H14ZM25 87L22 88V90L25 89ZM41 87H42V88H41ZM50 87H51V85L49 86V88H50ZM72 87H71V89H72ZM76 87H77V85L75 86V89H76ZM96 87H97V86H96ZM125 87H123V90L125 89ZM179 87H180V86H179ZM200 87H201V86H200ZM208 87H209V86H208ZM18 88H19V87H18ZM18 88H16V90H17ZM49 88H47V89H49ZM56 88L54 87L52 90L54 91V89H56ZM66 88H67V87H66ZM68 88H69V87H68ZM86 88H87V86H86ZM94 88H95V87H94ZM134 88H133V89H134ZM193 88H194V87H193ZM202 88H203V87H202ZM202 88H201V89H202ZM211 88H214V90L217 88V92H219V90H221L220 87H216V88H215V87H212V86H211ZM211 88H210V89H211ZM31 89H32V88H31ZM40 89H39V90H40ZM43 89H42V91H43ZM47 89H45L47 92H52V90H51V91H48ZM50 89H51V88H50ZM50 89H49V90H50ZM64 89H65V85H64ZM75 89H73V90H75ZM119 89H120V88H119ZM121 89H122V88H121ZM121 89H120V90H121ZM128 89H129V88H128ZM128 89H127V88L125 89V90H127V93H128ZM172 89H173V91H174V88H172ZM186 89H187V88H186ZM191 89H192V88H191ZM205 89L207 90L206 87H205ZM218 89H219V90H218ZM236 89H237V88H236ZM16 90H14V91H16ZM19 90H20V88H19ZM45 90H44V91H45ZM123 90H121V91H123ZM175 90H176V88H175ZM187 90H188V89H187ZM197 90H198V91H202V90H199V88H197ZM197 90H196V91H197ZM214 90L211 89V91H213V92L215 93L216 90H215V91H214ZM2 91L4 92L5 90H2ZM11 91H12V90H11ZM26 91L28 92V89H25L24 92H21V94L24 95L23 97H25V94L27 95V92H26ZM34 91H35V90H34ZM34 91L32 92V90H31V91L29 90V92H31L32 94L35 93ZM46 91H45V92H46ZM63 91H64V90H63ZM66 91H67V90L65 89V92H66ZM69 91H71V90L69 89ZM76 91H78V90H76ZM183 91H184V90H183ZM188 91H189V90H188ZM196 91H195V95H196ZM198 91H197V93H199ZM209 91H210V90H209ZM209 91H208V92H209ZM263 91H262V92H263ZM0 92H1V91H0ZM8 92H9V91H8ZM37 92H38V91H37ZM56 92H57V90H56ZM136 92H137V91H136ZM174 92H175V91H174ZM221 92H222V91H221ZM225 92H226V91H225ZM240 92H239V93H240ZM14 93H15V92H14ZM16 93H17L16 98L18 97V98H17V100H18V99L21 98L22 96H19L20 92L18 93V92L16 91ZM38 93H40V92H38ZM52 93H55V92H52ZM52 93H51V94H52ZM77 93H78V92H77ZM77 93L75 92L74 94H77ZM134 93H135V92H134ZM222 93H224V91H223ZM222 93H220V94H222ZM0 94H2V92H1ZM6 94H8V93L6 92ZM21 94H20V95H21ZM28 94H29V96L31 95L30 93H28ZM49 94H50V93H49ZM58 94H59V93H58ZM64 94H65V93H64ZM74 94H73V92H72V95H74ZM128 94H130V92H129ZM128 94H127V95H128ZM136 94H137V93H136ZM136 94H135V95H136ZM15 95H16V94H15ZM77 95H78V94H77ZM77 95H76V96H77ZM82 95H83V94H82ZM85 95H86V94H85ZM127 95H125V97H127ZM130 95H131V94H130ZM199 95H200V93H199ZM215 95H216V93H215ZM227 95H228V94H227ZM5 96H6V95H5ZM7 96H8V95H7ZM7 96H6V97H7ZM12 96H13V93H12ZM27 96H28V95H27ZM29 96H28V97H29ZM55 96H56V94H55ZM66 96H67V95H66ZM76 96H72V97H76ZM93 96H94V95H93ZM224 96H225V95H224ZM244 96H245V95H244ZM244 96H243V97H244ZM8 97H9V96H8ZM8 97H7V98H8ZM10 97H11V96H10ZM10 97H9V99H10ZM33 97H34V96H33ZM35 97H36V96H35ZM38 97H39V96H38ZM44 97H45V96H44ZM50 97H52V96H50ZM57 97H58V96H57ZM69 97H70V96H68L67 98H69ZM95 97H97V96H95ZM154 97H156V96H154ZM235 97H236V96H235ZM240 97H241V95H240ZM243 97H241V98H243ZM4 98H5V97H4ZM26 98H27V97H25L24 100H28V98H27V99H26ZM53 98H54V97H53ZM60 98H62V97H60ZM64 98H65V96H64ZM64 98H62V99H64ZM130 98H131V97H130ZM132 98H133V97H132ZM132 98H131V100H132ZM232 98H233V97H232ZM232 98H231V99H232ZM9 99H8V101L10 102ZM29 99H31V98L29 97ZM50 99H51V98H50ZM50 99H48V100L51 101ZM65 99H66V98H65ZM65 99H64V100H65ZM231 99H230V100H231ZM233 99H234V98H233ZM233 99H232V100H233ZM239 99H240V98H239ZM239 99H238V97H237V101H238ZM5 100H7V99H5ZM11 100H12V99H11ZM19 100H20V99H19ZM24 100L21 99L20 102H21V101H24ZM33 100H34V99H33ZM33 100H30V101H33ZM35 100L38 102V100H37L36 98H35ZM35 100H34V101H35ZM67 100H69V99H67ZM71 100H72V99H71ZM71 100H70V101H71ZM75 100H76V98H75ZM224 100H225V99H224ZM232 100H231V101H232ZM240 100H241V99H240ZM244 100H245V98H244ZM8 101H7V102H8ZM12 101H13V102H12V105H11L12 107L8 106V107H10V111H11V109L14 108V107H17V108H18L19 106H21V108H25L24 110H25V112H26V114H27L28 111L30 110V108L32 109V108L34 107V106H33L34 104H32V102H31V104H29L30 102L28 101L27 103L30 105V107H29V109L26 110L27 107L24 106V105H26V104L23 105V102H21V103L19 102V103L21 104V105H20V104H16L18 101L15 102V99L12 100ZM124 101H125V100H124ZM161 101H162V100H161ZM161 101H160V102H161ZM226 101H227V99H226ZM9 102H8V103H9ZM24 102H25V101H24ZM59 102H61V101H59ZM84 102H85V101H84ZM156 102H157V101H156ZM254 102H255V101H254ZM2 103H3V102H2ZM4 103H6V101H4ZM10 103H11V102H10ZM10 103L7 104V105H10ZM39 103H40V102H39ZM39 103H38V104H39ZM43 103H44V102H43ZM43 103H42V105H43ZM47 103H48V102H47ZM47 103H46V104H47ZM49 103H50V102H49ZM53 103H55V102H52V104H53ZM64 103H65V102H64ZM75 103H76V101L74 102V104H75ZM95 103H96V102H95ZM233 103H234V104L236 103L235 105H238V104H239V103H237V102H232V105H234ZM244 103H247V98H246V100L244 101ZM250 103H251V102H249L248 105H250ZM13 104H14V105H13ZM61 104H62V103H61ZM61 104H60V105H61ZM65 104H66V103H65ZM71 104H72V103H71ZM71 104H70V105L67 104L66 106H65L64 104H63V105H64L65 107H67V106L69 107V106H72ZM74 104H73V106H72V109L75 108V107L77 106V105H76V106L74 107ZM115 104H116V103H115ZM133 104H135V103H132V105H133ZM258 104H259V103H258ZM258 104L256 103V105H258ZM5 105H6V104H5ZM17 105H19V106H17ZM22 105H23L24 107H22ZM47 105H48V104H47ZM49 105H50V104H49ZM53 105H54V104H53ZM60 105H59V107H58V108H59V112H60V108H63V107H64V106L60 107ZM84 105H85V103H84ZM97 105H98V103H97ZM137 105H138V104H137ZM159 105H160V104H159ZM0 106L3 107L2 104H1ZM44 106L47 107L46 105H44ZM44 106H42V107H44ZM55 106H56V104H55ZM119 106H120V104H119ZM122 106H123V105H122ZM124 106H126V105H124ZM124 106H123V107H124ZM226 106H227V105H226ZM244 106H245V105H244ZM2 107H1V108H2ZM40 107H41V106H40ZM65 107H64V108H65ZM83 107H84V106H82V108H83ZM127 107H128V106H127ZM127 107H126V111H128V110H127ZM129 107L131 108V107H133V106H129ZM229 107H230V106H229ZM231 107H232V106H231ZM263 107H264V106H263ZM263 107H260V108L262 109ZM17 108H15V109H17ZM70 108H71V107H70ZM80 108H81V107H80ZM109 108H111V107H109ZM120 108H121V107H120ZM135 108L138 109V107H135ZM226 108H227V107H226ZM226 108H225V109H226ZM233 108H234V106H233ZM258 108H259V107H258ZM258 108H257V109H258ZM260 108H259L257 111H255L254 113L250 114V115H245V112L242 111V112H244V114H243V118H242L241 120L244 121V122H249V120L252 119V121H253V119H256V118L259 117V116H260V117H261V116L264 117V115H263V113H262V111H261ZM8 109H9V108H8ZM8 109H7V111H9ZM40 109H41V108H40ZM45 109H46V108H45ZM52 109H53V108H52ZM55 109H56V108H55ZM66 109H67V108H66ZM66 109H65V110H66ZM100 109H103V108L101 107ZM118 109H119V108H118ZM137 109H134V108H133L132 110L135 111V110H137ZM227 109H228V108H227ZM235 109H236L235 112H237V111H238L237 108H234V110H235ZM239 109H240V111H241V107H239ZM263 109H264V108H263ZM5 110H6V109H5ZM5 110H4V109H3V111L1 110L2 113H3V112H7V111H5ZM18 110H19V109H18ZM18 110H17V111H18ZM24 110H23V111H24ZM61 110H62V109H61ZM67 110H69V108H68ZM79 110H80V109H79ZM115 110H116V109H115ZM121 110H122V109H121ZM121 110H117V111H121ZM215 110H216V109H215ZM215 110H214V111H215ZM228 110H229V111H227L228 114H227V112H226V115H228L226 118L223 117L224 119H221L222 117H221V118L218 117V118L221 119L220 121H222L223 124H225L226 121H229V122H227V123H230V124H231V123H234L235 125L240 124L241 122L239 123V121H238L240 118H238L237 115H236V113H234V112L232 111V108H231V109H228ZM243 110H244V109H243ZM13 111H14V109H12V111L10 112L12 115L14 114ZM19 111H20V110H19ZM36 111H37V110H36ZM38 111H40V110H38ZM44 111H45V110H44ZM46 111L48 112V109H47ZM53 111H55V110H53ZM57 111H58V110H57ZM72 111H73V110H72ZM98 111H99V112H98ZM100 111H101V110H98V109H97V112H96V111H94V112H96V114H99V113L101 114V112H102L103 110H102L101 112H100ZM170 111H171V110H170ZM209 111H210V110H209ZM225 111H226V110H225ZM247 111L249 112L248 109H247ZM12 112H13V113H12ZM20 112H22V110H21ZM20 112H19V113H20ZM25 112L22 113V114L25 115V117H23L24 115L21 116V117L26 118V114H25ZM62 112H65V111L62 110ZM70 112H71V109L68 111V113H70ZM85 112H86V111H85ZM121 112H122L123 114H125V113H124V109H123V111H121ZM121 112H120V114H121ZM251 112H252V111H250L249 113H251ZM0 113H1V112H0ZM2 113H1V114H2ZM71 113H73V112H71ZM71 113H70V115H73V114H71ZM102 113L104 114V112H102ZM115 113H116V112H115ZM131 113H132V112H131ZM224 113H225V112H224ZM3 114H4V115H7V114H5V113H3ZM32 114H33V113H32ZM66 114H67V113H66ZM66 114L63 113L62 116L64 115V117H66V116H65ZM100 114H99V115H100ZM107 114H108V113H107ZM107 114H106V115H107ZM116 114H117V113H116ZM156 114H157V113H156ZM158 114H159V112H158ZM158 114H157V116H160V115H158ZM177 114H178V113H177ZM211 114H214V113H211V112H210V115H211ZM17 115H18V114H17ZM29 115H30V112H29ZM37 115H38V114H37ZM70 115L67 114V117H69V118H72L73 116L75 117V115H73V116H70ZM76 115H77V114H76ZM106 115H104L103 118H105ZM129 115H130V114H129ZM129 115H128V116H129ZM2 116H3V115H2ZM2 116H1V119L3 118ZM9 116H10V115H9ZM13 116L15 117V114H14ZM35 116H36V114H35ZM35 116H34V117H35ZM48 116H49V114H48ZM50 116H51V115H50ZM59 116H60V115H59ZM92 116L94 117L95 115H93V113H92V115H91L90 117H92ZM107 116H108V115H107ZM109 116H110V114H109ZM109 116H108V117H109ZM177 116H178V115H177ZM184 116H185V115H184ZM221 116H222V115H221ZM18 117H19V116H18ZM74 117H73V118H74ZM97 117H98V116H97ZM97 117L95 116V119L93 118L94 121H96V118H97ZM101 117H102V116H101ZM101 117H100V116L98 117L99 120H100ZM117 117H118V115H117ZM124 117H125V116H124ZM126 117H127V115H126ZM126 117H125V118H126ZM151 117H152V116H151ZM182 117H183V116H182ZM185 117H186V116H185ZM185 117H184V118H185ZM15 118H16V117H15ZM32 118H33V117H32ZM109 118H110V117H109ZM115 118H116V117H115ZM153 118H154V117H153ZM158 118H163V117L161 116V117H158ZM3 119H4V118H3ZM16 119H17V118H16ZM38 119H39V118H37V120H38ZM43 119L45 120V118H43ZM110 119H111V118H110ZM110 119H109V120H110ZM166 119H167V118H166ZM182 119H183V118H182ZM212 119H213V118H212ZM259 119H260V118H259ZM261 119H262V118H261ZM263 119H264V118H263ZM19 120H20V119H19ZM22 120H23V119H22ZM34 120H36V119H34ZM39 120H40V119H39ZM99 120H97V121H99ZM101 120H102V122H104V121L107 122V119H106V120H105V119H104V120L101 119ZM101 120H100L99 123H97L98 125H99L100 123H102ZM109 120H108V121H109ZM119 120H122V118L119 119ZM137 120H138V118H137ZM216 120H217V119H216ZM24 121H25V120H24ZM24 121H23V122H24ZM26 121H27V120H26ZM47 121H48V120H47ZM72 121L74 122V119H72ZM94 121H92V123H93ZM111 121H112V120H111ZM122 121H123V120H122ZM166 121H167V120H166ZM220 121H219V123H220ZM252 121H251V122H252ZM19 122H20V121H18V123H19ZM31 122H32V121H31ZM50 122H52V121H50ZM105 122H104V123H105ZM118 122H119V121H118ZM137 122H138V121H137ZM182 122H183V121H182ZM253 122H254V121H253ZM5 123H6V122H5ZM34 123H37V122H34ZM38 123H39V125H40L41 121H40V122L38 121ZM47 123L49 124V122H47ZM104 123H102V124H104ZM110 123H111V122H110ZM110 123H109L108 125H106L107 123L104 124V125H106V127H107V126L110 125ZM115 123H116V122H115ZM120 123H121V122H120ZM134 123H135V122H134ZM167 123H168V122H167ZM169 123H170V121H169ZM169 123H168V124H169ZM261 123H262V122H261ZM1 124H3V125L5 126L4 121H3V123H2V121H1L0 126H1ZM28 124H29V123H28ZM41 124H42V123H41ZM97 124H91V125H92V127H93V125L97 126ZM102 124H101V126H102ZM116 124H117V123H116ZM137 124H138V123H137ZM223 124H220V127H221ZM262 124H263L262 127L264 128V121H263ZM6 125H7V124H6ZM22 125L24 126L25 124H22ZM26 125H27V124H26ZM26 125H25V126H26ZM36 125H38V124H36ZM42 125H43V124H42ZM52 125H54L53 122H52ZM132 125H134V124H132ZM132 125H131V126H132ZM226 125H229V124H226ZM259 125H260V123H259ZM16 126H18V125H16ZM25 126H24V127H25ZM31 126H32V124H30V128H31ZM44 126H45V125H44ZM44 126H41L40 128L43 129ZM55 126L57 127V125H54L53 127H55ZM99 126H100V125H99ZM110 126H111V125H110ZM131 126H130V127H131ZM136 126H137V125H136ZM136 126L134 127L135 130H136ZM231 126H233V125H231ZM13 127H14V125H13ZM18 127H19V126H18ZM24 127H23V128H24ZM26 127H27V126H26ZM28 127H29V125H28ZM103 127H105V126H103ZM106 127H105V128H106ZM112 127H113V126H112ZM114 127H115V126H114ZM139 127H141V126H139ZM139 127H138L137 129H139ZM162 127H163V126H162ZM256 127H257V126H256ZM1 128H2V127H1ZM6 128H7V127H6ZM8 128H9V125H8ZM14 128H16V127H14ZM14 128H13V129H14ZM35 128H37V127L35 126ZM40 128H39V129H40ZM44 128H45V127H44ZM50 128H51V127H50ZM107 128H109V127H107ZM115 128L117 129V127H115ZM125 128H126V126H125ZM168 128H169V127H167V130H168ZM223 128H225V127H223ZM238 128H240V130L242 129L241 127H238ZM2 129H3V128H2ZM39 129L37 128L36 131L39 130ZM41 129H40V132L38 131V133H36V134H39V133L43 132V133H41V135L43 134V136H42L43 139H42L41 137H39V135H38V137H37L38 139H37V141L35 140V142H37L36 144L38 145V147H39V144H40V146L43 145V146H42V147H43V150L40 149L41 147L39 148V150H40L41 152L43 151L44 153H46V152L49 151L50 149H49V150H46V151H45L44 149H47V147H48L49 145L52 146V144H53L52 141L54 140V136L57 135V134H56L55 130H53V129H49L48 127H47V129H49V130L45 129V131H44V130L42 131ZM57 129H58V128H57ZM77 129H78V128H77ZM79 129L81 130V128H79ZM110 129H111V128H110ZM162 129H163V128H162ZM209 129H210V128H209ZM209 129H208V130H209ZM219 129H220V128H219ZM228 129H229V128H228ZM8 130H9V129H8ZM10 130H11V129H10ZM10 130H9V132H11ZM30 130L35 131V130L33 129V126H32V129H30ZM92 130H93V128H92ZM94 130H95V129H94ZM103 130H104V129H103ZM111 130H112V129H111ZM132 130H133V129H132ZM165 130H166V129H165ZM165 130H164L163 132H165ZM167 130H166V131H167ZM208 130H207V131H208ZM220 130L222 131V129H220ZM229 130H231L230 132H233V131H234V129H232V128L229 129ZM232 130H233V131H232ZM237 130H238V129H237ZM4 131H5V133H8V132H6L7 130H5V129H4L3 131L1 130V132H3V133H2V135H0V137L3 136V134H4V138H5L6 135H5ZM20 131H21V130H20ZM70 131H71V130H70ZM72 131H73V130H72ZM78 131H79V130H78ZM212 131H213V130H212ZM225 131L227 132V129H226ZM235 131H236V130H235ZM80 132H81V131H80ZM94 132H95V131H94ZM99 132H100V131H99ZM107 132H108V131H107ZM111 132H112V131H111ZM113 132H114V131H113ZM117 132H118V130H117ZM134 132H135V131H134ZM136 132H137V131H136ZM154 132H156V131H154ZM222 132H224V130H223ZM228 132H229V131H228ZM237 132H238V131H237ZM237 132H236V133H237ZM30 133H31V132H30ZM105 133H106V132H105ZM109 133H110V131H109ZM109 133H108V134H109ZM118 133H119V132H118ZM234 133H235V132H234ZM236 133H235V134H236ZM253 133H254V132H253ZM253 133H252V134H253ZM16 134H17V133H16ZM27 134H28V133H27ZM98 134H99V133H98ZM100 134H102V133H100ZM134 134H135V133H134ZM154 134H155V133H154ZM218 134H219V133H218ZM225 134H226V133H225ZM225 134L222 133V135H223L224 137H229L228 139L231 138V137H230L229 135H227V134H226L227 136H225ZM242 134H243V133H242ZM23 135H24V134H23ZM25 135H26V134H25ZM28 135H31V134H28ZM83 135H84V134H83ZM86 135H87V134H86ZM96 135H97V133H96ZM106 135H107V134H106ZM115 135H116V133H115ZM117 135H118V134H117ZM117 135H116V136H117ZM214 135H215V134H214ZM238 135L241 136L240 133H239ZM77 136H78V135H77ZM79 136H80V135H79ZM133 136H134V135H133ZM12 137H14V136H12ZM98 137H99V136H98ZM110 137H111V136H110ZM131 137H132V136H131ZM154 137H156V135H154ZM171 137H172V136H171ZM217 137L219 138L218 135H217ZM252 137H253V136H252ZM8 138H9V137H8ZM57 138H58V136H57ZM76 138H77V137H76ZM85 138H86V136H85ZM89 138H90V137H89ZM112 138H113V135H112ZM120 138H122V137H120ZM132 138H133V137H132ZM157 138H159V137H157ZM218 138H217V139H218ZM253 138H254V137H253ZM253 138H252V139H253ZM0 139H2V138H0ZM12 139H13V140H12ZM15 139H18V138H16V136H15ZM15 139H14V138H10V141H14ZM31 139H32V138H31ZM34 139H35V138H34ZM39 139L42 140V142L45 141V140H47L48 144L51 143V142H52V144L47 145V142H46V141H45L46 144H45V142H43L44 144L38 143V142H41V141H38ZM51 139H53V140L51 141ZM67 139H68V137H67ZM86 139L88 140V137H87ZM108 139H109V136H108ZM114 139H115V138H114ZM114 139H113V140H114ZM171 139H172V138H171ZM239 139L241 140V138H239ZM244 139H245V138H244ZM248 139H249V138H248ZM248 139H247V140H248ZM7 140H8V139H7ZM20 140L23 141V139H20ZM26 140L29 141L30 139L27 137ZM48 140H50V142H49ZM60 140H61V139H60ZM68 140H69V139H68ZM68 140H67V141H68ZM87 140H86V141H87ZM106 140H107V138H106L105 140H101V139H100V141H106ZM111 140H112V139H110L109 141H111ZM113 140H112V142H113ZM130 140H133V139L130 138ZM215 140H216V139H215ZM247 140H245V141L247 142ZM249 140H250V139H249ZM0 141H1V140H0ZM3 141H5V140H3ZM18 141H19V140H18ZM18 141H17V142H18ZM21 141H19V143H21ZM30 141H32V140H30ZM33 141H34V140H33ZM57 141H58V140H57ZM69 141H70V140H69ZM80 141H81V140H80ZM115 141H116V140H114V143H115ZM118 141H119V140H118ZM118 141H117V142H118ZM172 141H174V140H172ZM216 141H217V140H216ZM1 142H2V141H1ZM134 142H135V141H134ZM138 142H139V141H138ZM141 142H142V139L140 140L139 143H141ZM152 142H153V141H152ZM9 143H10V144H9ZM9 143H8V144L11 145V142H9ZM19 143H18V144H19ZM22 143H23V142H22ZM24 143H27V141H25ZM28 143H29V142H28ZM104 143H105V142H104ZM122 143H123V142H122ZM172 143H173V142H172ZM174 143H175V141H174ZM230 143H231V142H230ZM235 143H237V142H235ZM235 143H233V144H235ZM4 144L6 145L5 142H4ZM8 144H7V146H8ZM36 144H35V145H36ZM60 144H61V143H60ZM118 144H120V143L118 142ZM200 144H201V143H200ZM228 144H229V143H228ZM244 144H245V143H244ZM15 145H17V144H15ZM19 145H21V149L19 148L20 150H24V149H26V147H25V146H22V144H19ZM46 145H47V146H46ZM53 145H55V144H53ZM94 145H95V143H94ZM96 145H97V144H96ZM96 145H95V146H96ZM113 145H114V144H113ZM133 145H134V144H133ZM135 145H136V144H135ZM137 145H138V144H137ZM141 145H143V142H142ZM152 145H154V143L151 144V146H150L149 148H151ZM182 145H183V144H182ZM184 145H185V144H184ZM248 145H250V144L248 143ZM11 146H12V147H11ZM11 146H10V147L13 148V144H12ZM30 146H32V145H30ZM30 146L28 145V146H27V149H28ZM51 146H50V147H51ZM101 146H102V145H101ZM139 146H140V145H139ZM14 147H15V146H14ZM17 147H18V146H17ZM22 147H23L24 149H23ZM34 147H35L34 145H33L32 147H30V150H31V148H34ZM53 147H54V146H52L51 148L54 149ZM96 147L98 148V145H97ZM103 147H104V146H102V148H103ZM119 147H120V146H119ZM134 147H136V146H134ZM263 147H264V145H263ZM36 148H37V147H36ZM48 148H49V147H48ZM63 148H64V147H63ZM113 148H114V147H113ZM113 148H112V149H113ZM122 148H123V146H122ZM27 149H26V150H27ZM34 149H35V148H34ZM141 149H143V148L141 147ZM0 150H1V149H0ZM8 150H9V149H8ZM12 150H14V151L16 150V151H17L16 148H15V149L13 148ZM20 150H19V151H20ZM26 150H25V151H26ZM39 150H38V148H37V151H38V152H40ZM63 150H64V149H63ZM119 150H120V149H119ZM121 150H122V149H121ZM121 150H120V151H121ZM139 150H140V149H139ZM147 150H148V149H147ZM162 150H163V149H162ZM162 150H161V151H162ZM166 150H167V149H165V152H164V153H167ZM10 151H11V150H10ZM19 151H18V152H19ZM31 151H32V150H31ZM50 151H52V150H50ZM110 151H111V150H110ZM199 151H200V150H199ZM199 151H197V152H199ZM20 152H23L22 154L25 153L24 151H20ZM26 152H28V151H26ZM38 152L35 151L36 155H35L34 152H32V155H33V156L31 155V157H32L33 159H32L31 157H29L30 155L28 156V157L30 158V160H32V162L30 161V162H31V163H30L31 165L33 164V161H34L36 158H37V161H38V159H40L39 157H40V155H42V154H41V152H40V153H38ZM43 152H42V153H43ZM52 152H53V151H52ZM11 153H13V152H11ZM33 153H34V154H33ZM37 153L40 154V155H37ZM50 153H51V152H50ZM102 153H103V152H102ZM104 153H106V151H104ZM130 153H131V152H130ZM138 153H139V152H138ZM164 153H161V156H162V154L164 155ZM1 154H2V153H1ZM6 154H7V153H6ZM9 154H10V152H9ZM9 154H8V155H9ZM13 154H14V153H13ZM20 154H21V153H20ZM20 154H19V155H20ZM25 154L28 155V153H25ZM74 154H75V153H74ZM112 154H113V152H112ZM116 154L118 155V153H116ZM167 154H168V153H167ZM200 154H201V153H200ZM259 154H260V152H259ZM10 155L12 156V154H10ZM10 155H9V157H7L8 159L5 158V157H3V156H2V157L0 156V192L3 191V192H2V196L0 195V208H2V210H4V207L7 205V203H6L4 200H5V199H6V200L9 199V196H11V195H9V194L12 193L11 191H13L12 194L15 193V194L17 195L16 198H17V197H20V196H21V192L23 191V189L21 188V185H22V183H21L22 178H21V176H19L20 174L18 175L17 172H16V171H18V167H19V166L23 167V166H22V163H23V162H22V160H20L22 163L19 162V163L21 164V165H19V163H17L18 161H17V162L13 161L14 163L18 164V165H16V166H18L17 169H16V167H14V166L11 165V164L13 163L11 159H10V160H11V164H10V162H9V158L11 157ZM106 155L108 156L107 153H106ZM106 155H104L103 157H105ZM109 155H111V154H109ZM122 155H123V154H122ZM171 155H172V154H171ZM256 155H258V154L256 153ZM17 156H18V155H17ZM20 156H21V155H20ZM24 156H26V155H24ZM34 156H36V157H34ZM37 156H38V157H37ZM142 156H144V153H143ZM150 156H151V155H150ZM201 156H202V155H201ZM28 157L26 156V157L23 159V160H25V161H24L25 163H26V162L29 163V161H27V160L29 159ZM42 157H43V156H42ZM109 157H110V156H109ZM113 157H114V156H113ZM116 157H117V156H116ZM116 157H115V158H116ZM118 157H119V156H118ZM120 157H122V156H120ZM120 157H119V158H120ZM138 157H139V156H138ZM140 157H141V156H140ZM145 157H146V156H145ZM148 157H149V156H148ZM163 157H164V156H163ZM167 157L169 158V155H168ZM21 158H23V156H22ZM26 158H27V160H26ZM34 158H35V159H34ZM66 158H67V156H66ZM111 158H112V157H110V159H111ZM132 158H133V157H132ZM146 158H147V157H146ZM164 158H166V157H164ZM187 158H188V157H187ZM63 159H64V158H63ZM104 159H105V158H104ZM106 159H107V158H106ZM108 159H109V158H108ZM108 159H107V160H108ZM112 159H113V158H112ZM112 159H111V161H112ZM137 159H139V158H137ZM153 159H154V158H153ZM13 160H14V159H13ZM40 160H42V159H40ZM73 160H74V159H73ZM113 160H114V159H113ZM122 160H123V159H122ZM133 160H135V159L133 158ZM142 160H143V159H142ZM151 160H152V159H151ZM166 160H167V159H166ZM166 160H164V161H166ZM209 160H211V159H209ZM35 161H36V160H35ZM35 161H34V162H35ZM77 161H78V160H77ZM77 161H75V162H77ZM104 161H105V160H104ZM111 161H110V162H111ZM143 161H144V160H143ZM143 161H141V162H143ZM159 161H160V160H159ZM179 161H180V160H179ZM183 161H185V160H183ZM70 162L72 163V161H70ZM83 162H84V161H83ZM85 162H86V161H85ZM110 162H109V164H110ZM118 162H119V161H118ZM118 162H117V163H118ZM122 162H123V161H122ZM154 162H155V161H154ZM161 162H162V161H161ZM106 163H108V162L106 161ZM123 163H124V162H123ZM144 163H145V162H144ZM73 164H76V163L73 162ZM87 164L89 165V167L92 168V165H93L92 162H91V163H87ZM90 164H91V165H90ZM111 164H112V163H111ZM121 164H122V163H121ZM152 164H153V163H152ZM156 164H157V163H156ZM156 164H155V165H156ZM184 164H185V162H184ZM26 165H27V164H26ZM63 165H64V164H63ZM115 165H116V164H115ZM150 165H151V164H150ZM150 165H149V166H150ZM81 166H82V165H81ZM93 166H94V165H93ZM122 166H123V165H122ZM134 166H135V165H134ZM139 166H140V165H139ZM142 166H143V165H142ZM146 166H147V162H146ZM156 166H158V164H157ZM156 166L152 167V165H151L150 167L155 168V170H154V169H153V170H154L155 172H158V175H159L161 171L159 172V171H158L159 169L157 170V169H156ZM160 166H161V164H160ZM162 166H163V165H162ZM184 166H185V165H184ZM261 166H262V165H261ZM21 167H19V168H21ZM52 167H53V166H52ZM150 167H149V168H150ZM74 168H75V167H74ZM74 168H73V169H74ZM120 168H122V167H120ZM138 168L141 169V167H138ZM146 168H148V166H147ZM146 168H145V169H146ZM149 168H148V169H149ZM152 168H150V170H151ZM140 169H139V170H140ZM143 169H144V168H143ZM148 169H147V170H148ZM237 169H238V168H236V170H237ZM21 170H22V168H21ZM77 170H78V169H77ZM139 170H138V171H139ZM147 170H146V171H147ZM256 170H257V169H256ZM258 170H259V169H258ZM258 170H257V171H258ZM261 170H262V169H261ZM61 171L64 172L65 170H64V171L61 170ZM66 171H67V170H66ZM66 171H65V172H66ZM75 171H76V169H75ZM143 171H145V170H142V172H143ZM154 171L150 172V175H148V176L151 177V173H153ZM43 172H44V171H43ZM79 172H80V171H79ZM87 172H89V171H87ZM90 172H91V171H90ZM140 172H141V171H140ZM140 172H139V173H140ZM148 172H149V171H148ZM170 172H171V171H170ZM170 172H169V173H170ZM54 173H55V172H54ZM77 173H78V171H77ZM143 173H145V172H143ZM230 173H231V172H230ZM55 174H56V173H55ZM67 174H68V173H67ZM84 174H85V173H84ZM141 174H142V173H141ZM141 174H140V175H141ZM256 174H257V173H256ZM258 174L261 175L259 172H258ZM48 175H49V174H47V176H48ZM57 175H58V174H56V176H57ZM70 175H72V174H70V172H69V176H70ZM75 175H76V177H77V174H74V176H75ZM127 175H128V174H127ZM142 175H143V174H142ZM172 175H174V174H171L170 177H172ZM152 176H153V175H152ZM174 176H175V175H174ZM176 176H177V175H176ZM178 176L181 177L180 175H178ZM53 177H54V176H53ZM143 177H144V175H143ZM146 177H147V176H146ZM153 177H154V176H153ZM239 177H240V176H239ZM239 177L236 176V181H239V182L242 183V181L245 180V182H244V181H243V182L246 183V179H245V178H248V177L242 175L240 178H242V179L244 178L243 180L240 179ZM249 177H250V175H249ZM57 178H58V176L56 177V179H57ZM90 178H91V177H90ZM144 178H145V177H144ZM144 178H143V179H144ZM148 178H149V177H148ZM155 178H156V177H154V178H152V179H155ZM162 178H163V177H162ZM162 178H160V179H162ZM238 178H239L241 181H240ZM28 179H29V177H28ZM56 179H55V180H56ZM91 179H92V178H91ZM143 179H142V180H143ZM172 179H173V177H172ZM172 179H171V180H172ZM174 179L176 180L175 182L178 184V182H179V183L181 182L180 180H182V177H181L180 180H179V179L177 180L176 177H175ZM259 179H260V178H259ZM30 180H31V179H30ZM47 180H48V179H47ZM55 180H54V181H55ZM147 180H148V179H146V182H148ZM164 180L167 181V179H164ZM65 181H66V180H65ZM149 181H150V180H149ZM263 181H264V179H263ZM263 181H262V182H263ZM56 182H57V181H56ZM138 182H139V181H138ZM152 182H153V181H152ZM155 182H156V180H155ZM163 182H164V181H163ZM163 182H162V183H163ZM182 182H183V181H182ZM239 182H238V183H239ZM25 183H26V182H25ZM28 183H29V182H28ZM31 183H32V182H31ZM33 183H34V182H33ZM136 183H137V182H136ZM150 183H151V182H150ZM156 183L158 184V182H156ZM20 184H21V185H20ZM123 184H125V183H123ZM126 184H127V183H126ZM160 184H161V183H160ZM166 184H167V183H166ZM177 184H175V185L177 186ZM246 184H247V183H246ZM47 185H48V184H47ZM145 185H146V183H145ZM147 185H148V184H147ZM153 185H154V184H153ZM162 185H164V184H161V186H162ZM167 185H168V184H167ZM195 185H196V183H195ZM22 186H23V185H22ZM25 186H26V185H24V188L26 189ZM70 186H72V185H70ZM124 186H125V185H124ZM157 186H158V185H157ZM241 186H243V185H241ZM47 187H48V186H47ZM127 187H128V186H127ZM149 187H151V186L149 185ZM153 187H155V186H153ZM159 187H160V185H159ZM159 187H158V188H159ZM165 187H166V185H165ZM165 187H164V188H165ZM192 187H193V185H192ZM243 187H244V186H243ZM263 187H264V186H263ZM89 188H90V187H89ZM128 188H130V187H128ZM138 188H139V187H138ZM158 188H157V189H158ZM168 188H170V187H168ZM176 188H177V187H176ZM176 188H175V189H176ZM195 188H196V186H195ZM244 188H245V187H244ZM244 188H243V189H244ZM260 188H262V187H260ZM48 189H49V188H48ZM55 189H57V188H55ZM102 189H103V187H102ZM106 189H107V188H106ZM171 189H172V188H171ZM238 189H241V190H242V187H240V188H238ZM46 190H47V189H46ZM49 190H50V189H49ZM109 190H110V188H109ZM116 190H117V189H116ZM119 190H120V189H119ZM166 190H167V189H166ZM241 190H240V191H241ZM244 190H245V189H244ZM25 191H26V190H25ZM38 191H39V190H38ZM132 191H133V190H132ZM169 191H170V190H169ZM172 191H173V190H172ZM175 191H176V190H175ZM175 191H174V192H175ZM263 191H264V190H263ZM23 192H24V191H23ZM29 192H31V190H29ZM29 192L27 191V193H29ZM50 192H51V191H50ZM59 192H60V191H59ZM125 192H127V191L125 190ZM198 192H199V191H198ZM201 192H202V191H201ZM243 192H244V191H243ZM24 193H25V192H24ZM133 193H134V191H133ZM202 193H203V192H202ZM239 193H240V192H239ZM25 194H26V193H25ZM31 194H32V192H31ZM31 194H30V195H31ZM114 194H115V193H114ZM126 194H127V193H126ZM134 194H135V193H134ZM172 194H173V193H171V195H172ZM182 194H183V193H182ZM195 194H196V193H195ZM26 195H27V194H26ZM37 195H38V194H37ZM83 195H84V194H83ZM112 195H113V193H112ZM135 195H136V194H135ZM175 195H176V193H175ZM130 196H132V194H131ZM173 196H174V195H173ZM243 196H244V195H243ZM258 196H259V195H258ZM258 196H257V197H258ZM11 197H12V196H11ZM13 197H15V195H14ZM32 197H33V196H32ZM35 197H36V196H35ZM38 197H39V196H38ZM41 197H42V196H41ZM95 197H97V195H96ZM123 197H124V194H123ZM188 197H190V196H188ZM191 197H192V196H191ZM196 197H197V196H196ZM245 197H246V195H245ZM16 198H14V199H16ZM29 198H30V197H29ZM29 198H28V199H29ZM39 198H40V197H39ZM42 198H43V197H42ZM45 198H46V196H45ZM48 198H49V197H48ZM48 198H47V199H48ZM88 198L90 199V197H88ZM97 198H98V197H97ZM106 198H108V196H107ZM109 198H110V197H109ZM127 198L129 199V197H127ZM131 198H133V197H131ZM136 198H138V197H136ZM178 198H179V197H178ZM11 199H12V198H11ZM28 199H27L26 201H28ZM49 199H50V198H49ZM52 199H53V198H52ZM59 199H60V198H59ZM104 199H105V198H104ZM119 199H122V198H119ZM134 199H135V198H134ZM187 199H188V198H187ZM203 199H204V198H203ZM203 199H202V200H203ZM255 199H256V198H255ZM188 200H189V199H188ZM197 200H198V199H197ZM260 200H262V197L260 198ZM16 201H17V200H16ZM97 201H98V200H97ZM97 201H96L95 203H97ZM99 201H100V200H99ZM102 201H103V200H101V202H102ZM134 201H135V200H134ZM191 201H192V200H191ZM18 202H19V201H18ZM21 202H22V201H21ZM50 202H51V201H50ZM101 202H100V203H101ZM103 202H104V201H103ZM103 202H102V203H103ZM188 202H189V201H188ZM199 202H200V201H199ZM262 202H263V201H262ZM19 203H20V202H19ZM19 203H18V204H19ZM22 203H23V205L25 206L27 202H26V203L22 202ZM33 203H34V202H33ZM35 203H36V202H35ZM48 203H49V201H48ZM102 203H101V204H102ZM104 203H105V202H104ZM130 203H131V202H130ZM194 204H195V203H194ZM19 205H20V204H19ZM27 205H29V204H27ZM47 205H48V204H47ZM94 205H95V204H94ZM188 205H189V204H188ZM201 205H202V204H201ZM203 205H205V203H203ZM7 206H9V205H7ZM35 206H36V204H35ZM96 206H97V205H96ZM116 206H117V204H116ZM134 206H135V205H134ZM194 206H196V204H195ZM252 206H253V205H252ZM16 207H20V208H18V209L16 208V209H17V210L15 209L16 211H19V209L21 210V208H22L21 206H16ZM48 207H49V206H48ZM90 207H91V206H90ZM98 207H99V206H97V208H98ZM102 207H105V206H102ZM25 208H26V206H25ZM25 208L23 207L24 212H26V211L28 212V210H27L28 208L26 209V211H25ZM33 208H34V206H33ZM35 208H36V207H35ZM35 208H34V209H35ZM91 208H92V207H91ZM95 208H96V207H95ZM117 208H118V207H117ZM202 208H204V206L201 207V209H202ZM8 209H9V208H8ZM36 209H37V208H36ZM42 209H43V208H42ZM88 209H89V208H88ZM119 209H120V208H119ZM204 209H205V208H204ZM204 209H202V210H204ZM259 209H261V208H259ZM263 209H264V208H263ZM10 210H11V208H10ZM12 210H14V208H13ZM61 210H62V209H61ZM97 210H98V209H97ZM101 210H102V209H101ZM122 210H123V209H122ZM122 210H121V211H122ZM206 210H207V209H206ZM206 210H205V213L207 212ZM248 210H249V209H248ZM6 211L8 212L7 209H6ZM16 211H14V212H16ZM21 211H22V210H21ZM35 211H36V210H35ZM58 211H59V210H58ZM99 211H100V210H99ZM103 211H104V210H102V212H103ZM105 211H106V210H105ZM105 211H104V212H105ZM118 211H119V210H118ZM153 211H154V210H153ZM210 211H211V210H210ZM261 211H262V210H261ZM14 212H13V214H14ZM19 212H20V211H19ZM19 212H18V213H19ZM59 212H60V211H59ZM94 212H95V211H94ZM107 212H108V211H107ZM135 212H136V211H135ZM183 212H184V211H183ZM9 213H10V212H9ZM18 213H16V214H18ZM30 213H31V212H30ZM37 213H38V212H37ZM118 213H119V212H118ZM150 213H151V212H150ZM202 213H204V212L202 211L201 214H202ZM13 214H12V215H13ZM102 214H103V213H102ZM111 214H112V213H111ZM116 214H117V213H116ZM125 214H126V213H125ZM130 214H131V213H130ZM139 214H140V212H139ZM212 214H213V213H212ZM113 215H114V214H113ZM121 215H122V214H121ZM152 215H153V214H152ZM186 215H187V212H186ZM248 215H249V214H248ZM250 215H251V213H250ZM19 216H20V215H19ZM19 216H18V217H19ZM34 216H36V214H35ZM38 216H39V215H38ZM38 216H37V218H38ZM110 216H111V215H110ZM116 216H117V215H116ZM116 216H115V217H116ZM137 216H138V215H137ZM139 216H140V215H139ZM73 217H74V216H73ZM128 217H129V216H128ZM144 217H145V214H144ZM186 217H187V216H186ZM21 218H22V219H20V220H23L22 212H21ZM31 218H32V217H31ZM113 218H114V217H113ZM118 218H119V217H118ZM140 218H141V216H140ZM145 218H146V217H145ZM254 218H255V217H254ZM254 218H253V219H254ZM114 219H115V218H114ZM119 219H120V218H119ZM136 219H137V218H136ZM136 219H134V220L132 219V220L136 222V221H138V220H136ZM146 219H148V216H147ZM160 219H161V216H160ZM259 219H261L262 221L260 220V222H263L262 224H264V221H263V219H264V211L261 212V215L259 216ZM110 220H112V218H111ZM117 220H118V219H117ZM125 220H126V219H125ZM144 220H145V219H144ZM1 221H3V220H1ZM6 221H7V220H6ZM24 221H26V220H24ZM24 221H23V222H24ZM34 221H36V220H34ZM115 221H116V220H115ZM115 221H114V222H115ZM122 221L125 222L123 216L121 217V223H123ZM157 221H158V220H157ZM160 221H161V220H160ZM249 221H250V219H249ZM23 222H22V223H23ZM66 222H67V221H66ZM117 222H119V221H117ZM161 222H162V221H161ZM258 222H259V221H258ZM0 223H1V222H0ZM4 223H5V220H4ZM17 223H18V222H17ZM22 223H21V226H19V228L22 227V225H24L25 222H24L23 224H22ZM30 223H31V221H30ZM59 223H60V222H59ZM68 223H69V222H68ZM74 223H75V221H74ZM115 223H116V222H115ZM209 223H210V222H209ZM61 224H62V222H61ZM65 224H67V223H65ZM130 224H131V223H130ZM137 224H138V222H136L135 225H137ZM142 224H143V223H142ZM30 225H31V224H30ZM30 225H29V226H30ZM107 225H109V224L107 223ZM125 225H126V224H125ZM135 225H134V226H135ZM187 225H188V224H187ZM210 225L212 226V224H209V226H210ZM6 226H7V225H6ZM9 226H10V225H9ZM9 226H8V227H9ZM16 226H17V224H16ZM24 226H27V223H26V225H24ZM24 226L22 227V229L24 228ZM76 226H77V225H76ZM117 226H118V225H117ZM120 226H121V225H120ZM128 226H129V225H128ZM247 226H248V224H247ZM263 226H264V225H263ZM10 227H11V226H10ZM27 227H28V226H27ZM45 227H46V226H45ZM60 227H61V226H60ZM69 227H70V226H69ZM130 227H131V226H130ZM130 227H129V228H130ZM213 227H214V226H213ZM257 227H259L258 224H257ZM260 227H261V226H260ZM28 228H30V227H28ZM31 228H32V227H31ZM54 228H55V227H54ZM56 228H57V226H56ZM56 228H55V229H56ZM58 228H59V225H58ZM61 228H62V227H61ZM67 228H68V226H67ZM67 228H66V229H67ZM70 228H72V227H70ZM126 228H127V227H126ZM126 228H125V229H126ZM209 228H210V227H209ZM209 228H207V229H209ZM214 228H216V227H214ZM214 228H213V229H214ZM250 228H251V227H250ZM252 228H253V226H252ZM263 228H264V227H263ZM263 228H262V229H263ZM20 229H21V228H20ZM20 229H19V230H20ZM22 229H21L20 231H22ZM26 229H27V228L25 227V231L23 230V232L26 233ZM45 229H46V228H45ZM117 229H118V228H117ZM120 229H121V227H120ZM120 229H119V230H120ZM153 229H154V228H153ZM213 229H210V230L212 231ZM2 230H3V232L1 233V235H2L1 238H3V240H10V238L12 237V235H15V236L17 237V236H19V234H20L19 231L17 232V231L11 230V229H9V230H4V229H2ZM57 230H58V229H56L55 231H57ZM59 230H60V229H59ZM188 230H189V229H188ZM216 230H217V229H216ZM241 230H242V229H241ZM263 230H264V229H263ZM29 231H30V230H29ZM65 231H66V230H65ZM213 231H215V230H213ZM233 231H234V230H233ZM23 232H22V234H23ZM40 232H41V231H40ZM57 232H58V231H57ZM138 232H139V231H138ZM216 232H217V231H215V233H216ZM18 233H19V234H18ZM64 233H65V232H64ZM66 233H67V232H66ZM68 233H69V231H68ZM68 233H67V235H68ZM188 233H189V232H188ZM16 234H18V235H16ZM22 234H20V237H21ZM51 234H52V233H51ZM51 234H49V236H50ZM60 234H61V233H60ZM82 234H83V232H82ZM121 234H122V233H121ZM160 234H161V231H160ZM258 234H260V233H258ZM258 234H257V235H258ZM37 235H38V234H37ZM62 235H63V234H62ZM65 235H66V234H65ZM65 235H64V236H65ZM131 235H132V234H131ZM170 235H172V234H170ZM215 235H217V234H215ZM15 236H13V239H14ZM53 236H55V234H54ZM53 236H52V237H53ZM82 236H83V235H82ZM117 236H119V235H117ZM135 236H136V235H135ZM142 236H143V235H142ZM162 236H163V235H162ZM211 236H213V235H211ZM259 236L261 237V234H260ZM22 237H23V236H22ZM22 237H21V238H22ZM26 237H27V236H26ZM67 237H68V236H67ZM112 237L114 238V236H112ZM133 237H134V236H133ZM143 237H144V236H143ZM154 237H156V233L154 234ZM164 237H165V235H164ZM50 238H51V237H50ZM69 238H70V237H69ZM82 238H83V237H82ZM214 238H215V236H214ZM261 238H262V237H261ZM24 239H25V238H24ZM56 239H57V238H56ZM72 239H73V238H72ZM77 239L79 240V238H77ZM108 239H109V238H108ZM157 239H158V238H157ZM161 239H162V238H161ZM26 240H27V239H26ZM54 240H55V239H54ZM65 240H66V239H65ZM103 240H104V239H103ZM106 240H107V239H106ZM111 240H112V238H111ZM164 240H165V239H164ZM254 240H255V239H254ZM11 241H12V242H15V243L17 242V240H16V241H13L12 239H11ZM11 241H10V242L8 241V242L11 243ZM21 241H22V240H21ZM186 241H187V240H186ZM22 242H23V241H22ZM22 242H21V243L18 242V243H19V244H18L19 247H20V244H22ZM79 242H80V240L78 241V243H79ZM113 242H114V241H113ZM120 242H121V241H120ZM148 242H149V241H148ZM163 242H164V241H163ZM165 242H166V241H165ZM4 243H5V242H4ZM6 243H7V242H6ZM6 243H5V245H6ZM25 243H27V242H25ZM138 243H139V242H138ZM149 243H150V242H149ZM151 243H152V242H151ZM167 243H168V242H167ZM183 243H184V242H183ZM189 243H190V242H189ZM11 244H13V243H11ZM27 244H28V243H27ZM124 244H126V243H124ZM169 244H170V243H169ZM191 244H193V242H192ZM263 244H264V243H263ZM16 245H17V244H16ZM72 245H73V244H72ZM78 245H79V247L82 246V244L80 245V243H79ZM126 245H127V244H126ZM128 245H129V244H128ZM132 245H133V244H132ZM143 245H144V244H143ZM257 245H258V244H257ZM28 246H29V245H28ZM34 246L36 247V245H34ZM64 246H65V244H64ZM74 246H76V245H74ZM129 246H130V245H129ZM157 246H158V245H157ZM195 246H198L197 243L195 244ZM5 247H6V246H5ZM37 247H38V246H37ZM37 247H36V248H37ZM84 247H85V246H84ZM121 247H122V246H121ZM121 247H120V248H121ZM146 247H147V246H146ZM257 247H258V246H257ZM261 247H262V246H261ZM1 248H3L2 245H1L0 249H1ZM6 248H7V247H6ZM30 248H31V247H30ZM30 248H29V250H30ZM55 248H56V247H55ZM114 248H115V247H114ZM130 248H132V247H130ZM191 248H192V247H191ZM193 248H194V247H193ZM201 248H202V247H201ZM258 248H259V247H258ZM263 248H264V245H263ZM20 249H21V247H20ZM33 249H34V248H33ZM84 249H86V247H85ZM194 249H195V248H194ZM194 249H193V251H194ZM196 249H197V248H196ZM199 249H200V248H199ZM248 249H249V248H248ZM1 250H2V251H0V253L3 252V249H1ZM18 250H19V248H18L17 251L15 252L16 255L18 254L17 256H16V255H15V256H14V255H9V253L7 252V253H8V257H9V259L11 258V259H10V264H23V263H22V260L25 258V256H26L27 254H26L25 256H22V253H28V252H26L27 250L25 251V250L23 249V252H22V250H20V252L17 253ZM38 250H39V249H38ZM65 250H66V249H65ZM68 250H69V249H68ZM68 250H67V251H68ZM89 250H90V249H89ZM114 250H115V249H114ZM122 250H123V249H122ZM124 250H125V249H124ZM128 250H129V249H128ZM197 250H198V249H197ZM200 250H202V249H200ZM259 250L261 251V249H259ZM4 251H5V250H4ZM6 251H7V250H6ZM8 251H9V250H8ZM105 251H106V249H105ZM131 251H132V250H131ZM154 251H155V250H154ZM158 251H159V250H158ZM202 251H204V250H202ZM202 251H201L200 253L203 255V252H202ZM10 252H12V249L10 250ZM38 252H39V251H38ZM68 252H69V251H68ZM113 252H114V251H113ZM124 252H125V251H124ZM261 252H263V250H262ZM7 253H6L5 255H7ZM32 253H34V252L32 251L31 254H32ZM41 253H42V252H41ZM72 253H73V252H72ZM83 253H86V252H83ZM88 253H89V252H88ZM88 253H86V254H88ZM90 253H91V252H90ZM126 253L129 254V252H127V251H126ZM130 253H132V252H130ZM162 253H163V252H162ZM196 253H197V252H196ZM200 253H199V254H200ZM210 253H212V252H210ZM36 254L39 255L38 253H36ZM36 254H35V256H36ZM66 254H67V253H66ZM76 254H77V253H76ZM80 254H81V252H80ZM177 254H178V253H177ZM186 254H187V253H186ZM204 254H206L205 251H204ZM212 254H214V252H213ZM0 255H1V254H0ZM5 255H4V257H5ZM23 255H24V254H23ZM89 255H90V254H89ZM91 255H92V254H91ZM91 255H90V256H91ZM105 255H106V254H105ZM193 255H194V254H193ZM195 255H196V254H195ZM197 255H198V254H197ZM58 256H59V255H58ZM126 256H128V255H126ZM129 256L131 257L132 255H129ZM211 256H212V255H211ZM211 256H210V257H211ZM213 256H214V255H213ZM6 257H7V256H6ZM27 257H28V256H27ZM30 257H31V256H30ZM33 257H34V256H33ZM38 257H39V256H38ZM40 257H41V255H40ZM76 257H78V256H76ZM79 257L82 258L81 255H79ZM91 257H92V256H91ZM108 257H109V256H108ZM193 257H194V256H193ZM197 257H199V256H197ZM200 257H201V256H200ZM202 257H203V256H202ZM205 257H206V256H205ZM207 257H208V256H207ZM207 257H206V258H207ZM226 257H227V256H226ZM226 257H222V258H226ZM13 258H15V259H13ZM55 258H56V257H55ZM67 258H68V257H67ZM73 258L75 259V260H73V261H76V260L78 261V259H76L75 257H73ZM83 258H84V254H83ZM145 258H147V257H145ZM211 258H212V257H211ZM211 258H209V259H211ZM261 258H262V257H261ZM6 259H7V258H6ZM26 259H27V258H26ZM86 259L88 260V257H87ZM113 259H114V258H113ZM113 259H112V260H113ZM116 259H117V258H116ZM124 259H126V258H124ZM199 259H200V258H199ZM204 259H205V258H203V260H204ZM214 259H215V258H212V260H214ZM59 260H60V259H59ZM65 260H66V259H65ZM69 260H70V259H69ZM69 260H67V261H69ZM79 260H80V259H79ZM83 260H85V259H83ZM129 260H130V259H129ZM223 260H224V259H223ZM263 260H264V259H263ZM70 261H72V258H71ZM73 261H72V262H73ZM77 261H76V262H77ZM89 261H91V259H89ZM89 261H88V262H89ZM93 261L95 262L96 260H93ZM216 261H217V259L215 260V263H217ZM218 261H220V260H218ZM226 261H227V260H226ZM226 261L224 260L225 263H226ZM28 262H29V261H28ZM28 262H27V263H28ZM76 262H74V264H76ZM78 262H79V261H78ZM78 262H77V264H78ZM82 262L84 263V261H82ZM153 262H154V261H153ZM231 262H232V261H231ZM231 262L229 261V263H231ZM263 262H264V261H263ZM263 262H262V263H263ZM80 263H81V262H80ZM96 263H98V262L96 261ZM102 263H103V262H102ZM110 263H111V262H110ZM113 263H114V262H113ZM155 263H156V262H155ZM2 264H3V263H2ZM7 264H8V263H7ZM29 264H30V263H29ZM44 264H45V263H44ZM67 264H69V262H67ZM70 264H71V263H70ZM98 264H99V263H98ZM100 264H101V262H100ZM223 264H224V263H223ZM227 264H228V263H227ZM245 264H247V263H245Z\"/></svg>",
  "mask_w": 264,
  "mask_h": 264
}]
</instances>
